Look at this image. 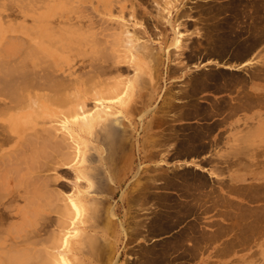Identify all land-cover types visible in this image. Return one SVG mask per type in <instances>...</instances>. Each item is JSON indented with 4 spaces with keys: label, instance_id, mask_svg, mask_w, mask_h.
Listing matches in <instances>:
<instances>
[{
    "label": "rangeland",
    "instance_id": "obj_1",
    "mask_svg": "<svg viewBox=\"0 0 264 264\" xmlns=\"http://www.w3.org/2000/svg\"><path fill=\"white\" fill-rule=\"evenodd\" d=\"M14 1H15V3H14ZM32 1H33V4H32ZM171 1H173V0H171ZM171 1L169 0V3H168V2H166V0H130V1L129 0H102L101 2H98L97 0H90L88 2H85L84 4L79 3V2H74V1L69 2V0H37V1L31 0V2H30V0H23V1L22 0H1L0 1V4H2L0 6H3V7H0V19L2 22L6 21L5 23L3 22L4 27L6 28V32L4 33L3 38H0V49L3 50V52L5 51L3 53L0 50L1 51L0 68L2 66L1 65L2 63H4V65H6V62H7L5 60L7 58L4 59L5 61L2 60L3 59L2 55L5 56V53L7 54V52L8 51L10 52L11 49H12V51H14L13 48L8 50V49H5V47H3V46H7V45H8L7 47H9V46L12 47L10 45L11 43L9 42L8 38H12L13 36H16V37L21 36L20 40H22V45L24 46L23 47L21 45V43L19 44L17 42L19 40L18 37H17L18 40L15 37L12 38L13 39V41H12L13 46L15 45V47H16V44L18 43L17 47L15 48V51L17 50V48H20V49H18V51L20 50L19 52L14 51L16 54H14V52L12 53V51H11V53L15 56V58H17V53H18L19 57H22V54H19V53H21V47L24 49V50H22V51H24L23 54H26L27 51L29 52L31 50V49L29 50V48H31V47L33 49V47L36 46V44L33 42L34 39H37V40L39 39L43 43H45V41H47L48 44L50 42V44H52V45L55 42L54 46L61 49L62 54H64L66 57L65 63H61V60L57 61V62H53L51 59H47V57H44L45 54H43L42 52H39V55L37 56V54L35 55L34 53H32L30 51L32 53V54L30 53L32 55L31 57H30V54L27 53V54H29L27 59H29L30 62L28 60L27 61L26 60L21 61V58H19V57L18 58L20 60L17 62L16 61L17 59L15 60L13 56H12L13 58L10 59L11 53L9 54V52H8V55L6 56V57H8V62L12 63V64H9L7 62L8 66L15 64V65H17V67L21 66L20 68H22V66H23L25 68V66L27 67V65L24 64L25 65L24 66L23 62L24 63L28 62L29 66L27 68V71L30 69L29 68L30 64L36 60L35 61L36 63L34 62L35 65H33V67H32V64H31V67L34 68V66H35V68H36L35 71H37V72L38 71L40 72V68H41V73L38 72L40 80H38V75H37V79H36L35 73L33 74V77L35 78V80L39 81L37 84L38 87L42 86V82H44L46 85L45 87L47 88V89H43L44 88V86H43L42 89L44 91H42V89L40 90V87L36 88L39 90H36V89H35V91L33 90L36 94L33 91H32V94L34 93V95H37L36 97L34 95L32 96L35 98L31 97V94L29 93L30 91H28V93H27V88L30 87L31 90L34 89L31 86H29V85H31L30 81L32 79L29 77V76H31L29 73V72H31L30 70L27 72L29 74L26 73L28 76L25 74L27 77L30 78V81H28L26 79V76H25V79L30 83V84H26L29 87L28 86L25 87L26 89L22 88L25 85L23 83L25 81H22L19 79H18V81H19V83H21L20 85H22V86L18 87L19 85L17 82L15 84L16 88L13 86L15 89H17V87L21 88L23 91L22 90H20V91L23 93H21L20 91H19L20 93L17 92V95L12 93V91L14 92V90H12L13 89V88H11L12 86L11 87L7 86V85H9V83L6 81H5V83L3 82L4 84H0V98L5 99V102L6 103L8 102V104H10L11 107L13 106L14 102L10 99V97H12L13 95H15L17 97L20 96L22 98L24 97L23 101L24 102L27 101V104H25L22 100L19 99V97L18 98L16 97L19 100L18 101L17 99L14 98L15 97L14 96L13 99L17 100V102H15V109H17V110H12V109L6 110V109H4V107L0 108V114H1L0 115V123L2 124V127L4 126L3 128H0L1 129L0 132L2 133V129L4 132V129H6L8 127V124H11V122H12L15 124L16 123L19 124V128H20L19 133H21V136L19 138L16 137L17 139H13L7 145L5 144L4 146H2V144L0 143V156L2 158L5 156L4 160H6V158L8 157L7 160L10 159L9 160L10 162H8L7 160L5 162L9 163V165H11L12 163L17 164L18 167L20 168V167H22V164H23L21 171L18 167H16L17 165L16 166L14 165L15 168L10 169L12 171V173H9L10 176H8V177L6 176L7 178L5 177L2 179V177L4 175L1 176V174H4V173L0 172V181H3L5 183L4 180L8 179L6 181L7 184L5 183L6 186L4 184L3 185L5 187L3 185L2 186L4 187V189L7 190L6 191L7 193L12 192L14 194L13 200L8 205L7 203H8V201H10V198L8 196H5L6 193L4 194L3 192H0V202H4L6 204L4 206H0V208L3 207L8 214L13 213V214L9 215L10 217L8 220L6 219V222L10 220L11 223L8 222L6 224V222L4 221V223L2 222L0 224V225H2L0 227V248L1 249L6 248V251L8 252L7 256L14 255L15 254L14 252H16V250H17L19 253L16 252L18 255L16 254L15 256H19V257H16V258H20V255H21L20 259H22V256H23L22 260L26 259V260H24V262L26 261L27 264H30V263L31 264H46V263L51 264L52 261H54L52 263V264H54L55 263L54 257L51 254H47V255H49V256H47L43 253L46 252V250H51V248L48 246V244L50 243V245H51V243H52L51 238L53 237V235H55L53 237V239H54L56 237V233L58 231L62 232L64 230L63 228L66 229V226H68L71 223L72 218L75 217V213L72 210L71 205H69L70 204V202H69L70 196L75 197L76 199H79L80 207L83 210V211L81 210V215H79V216L77 215L78 218L75 217L76 218L75 220H77V224H78L79 228H77V234L78 235L76 237H72V239L70 240L72 243L76 242L78 244L79 241L81 243L84 242L83 240H81L84 238V235H85L83 233L84 231H82V229L85 227L84 225L88 224L87 221L91 219L92 223H94V225L96 227V230L91 231V233L95 234V236L97 237V242H98L97 245L98 246L102 247L103 246L102 242L105 241L101 237L102 235L107 234L109 236V240L112 239V241H114V243H115V257L114 258L116 259L117 264H131V262H132V264H141V263L144 264L143 261L145 260L144 258L146 257V255L152 250H153L152 252L154 253L155 251L159 250V248H161V247L162 248L163 247L169 248L168 249L169 253H171L172 249H174L173 253H172L173 258H174V256L176 257L177 255H180L183 253L182 250H184L186 248V242L190 238L184 237L185 240L183 239L181 241V244H180L181 246L177 245V244H176L177 246H173L175 244H174V240L171 239V237H172V234L174 235V233H172V231L176 227L175 224L173 226H171L170 228H166V229L162 228V230H159V229L156 230V229L152 228V226L154 225V224H152V223H154L153 217L156 213V210L159 208L158 206H156V203H155L156 202L155 201L156 195H158V193H161V192L162 193L163 192L169 193V191L174 190V189L171 190V188H173V187L167 186L166 182L169 181L168 178L170 176H173V175H174L173 177H176L177 175L179 176V173L183 174L184 172H185L184 174L186 176H190V177L192 175H194V176L197 175V174L191 173L190 169H186L187 164H178L179 165L178 166L174 162V159H177V158H174L172 156V154L174 152L173 148H175V146L177 145L178 140H180L181 138H184L186 136H188V137L192 136L190 134L192 132L194 133L195 131H190V133H187L186 127L179 126L177 124V122H175L178 120L177 116L171 115V113H170L172 107L175 106L176 98L181 100V101H182V98L175 97V96H179L180 93L179 94H175V92H174V94L172 93L171 83L168 81V75L170 74V69H171L169 66V64H170L169 62L171 61L172 57L173 58L179 57V60L180 59L183 60V57L181 58V56H182V54H184V50H183V45L180 49H176L178 51L175 50L176 47L174 46V43L172 45L169 43L167 45H164L162 43V41H163L162 39L165 37L161 36V32L163 30L165 31L166 28H170L174 33L173 27H176V24L182 23L181 28H183L186 25L183 21H181V18L183 16H182V12H179V8L181 7V5L184 2H186V4H188L190 0H174L175 2L174 1L171 2ZM178 1H180V2H178ZM29 3H30V5H28ZM166 3H168L167 7L165 6ZM40 4H42V5H40ZM43 4H45L44 7H43ZM170 4H172V6H169ZM17 5H18V7H17ZM133 5H135V6H133ZM156 5H158V9H156V7H157ZM20 6H21V8H20ZM159 6H161V8H159ZM162 6L165 9L162 8ZM168 6L170 7V9ZM99 7H100V9H102L101 11L99 10ZM186 8L187 7H185V5H184V7H182L181 10L185 11ZM27 9H29L28 10L29 12L27 11ZM30 9H31V12H30ZM118 9L121 12H119ZM135 9L136 10L140 9L139 11H141V12H139L138 10L136 11ZM160 9H162L164 11V13H161L162 11ZM23 10H24V12H23ZM159 10L161 12H159ZM118 12L120 13V16H118L119 15ZM129 13H131V14H129ZM127 15H129L130 18H128ZM160 15H162V16H160ZM2 17L5 20H3ZM62 17H64V18H62ZM159 17H160V19H159ZM106 18H108V19H106ZM113 19L116 20L115 21L116 23L119 21L118 24L120 22L121 23L123 22L122 25L124 24V26H127V27H124L122 25L119 26L121 23L119 25H117L114 22H111V21H113ZM126 19H128V21ZM124 20H126V21H124ZM137 20H138V22H137ZM168 20H172L173 26H169V24L167 23ZM132 22L133 23L137 22V23H135V25H134ZM73 23H74V25H73ZM125 24H127V25H125ZM34 26H35V29H34ZM101 26H102V28H101ZM109 26L112 27L111 29H113V30L108 31V30H110ZM28 27H30V31L27 30ZM78 27H81V28H78ZM121 27H123V28L121 29ZM118 28H119V31H117ZM136 28H137V30H139L138 32H140V34H137V35H139V37H141V38H144V41L146 40L147 42L146 41L145 42L147 44L149 43V49L145 48L144 49L145 51H143V50H141L143 48L139 47L140 50H138V48L135 47V49L126 52V51H124V49L128 50V48L130 46V44H128V35H127L128 32L127 31L130 30V32L134 33V31L136 32ZM102 29L104 30V33H103ZM105 30H107V31H105ZM140 30H143L145 34L143 33V31L141 32ZM122 31H124L123 35H122ZM180 31H181V29H180ZM30 32H31V34H30ZM36 32H37V34H35ZM111 32L112 33L114 32L113 34H115V35L111 34L113 37L109 38V35ZM107 33H109V34H107ZM116 33H118L119 35H116ZM103 34H105V35H103ZM106 34H107V37H106ZM141 34L142 35L144 34V36H141ZM121 35H122V37H121ZM24 38L26 40H29L27 42V44H26V41L24 40ZM115 38H117L116 39L117 41L115 40ZM174 39H175V34H174ZM14 40H15V42H14ZM23 40L25 41V44H23L24 43ZM89 40H90V42H89ZM95 40H97V41L95 42ZM100 40H102V41H100ZM114 40L116 41V43L114 42ZM118 40H121V42L122 41H124V42L121 44L120 41H119L120 43H118ZM5 41H7L8 43H6ZM104 41H106V42H104ZM19 42H21V41H19ZM98 42H103L104 45L102 43L96 44ZM110 42H111V44H110ZM113 43H115V45ZM28 44L33 45V46H30ZM105 44H107L108 46H105ZM25 45L26 46L28 45V47H26ZM109 45H112L111 48L109 47ZM171 46H172L173 50L171 49ZM173 47H175V48H173ZM120 48H122V49H120ZM153 48H154V50H153ZM25 49H27V50L25 51ZM146 50L148 53L146 52ZM149 50H150V56L148 55ZM37 51H38V49H37ZM118 51H120V52H118ZM142 52H144V54H142ZM96 53H98V54H96ZM127 53L130 54V55H128L130 58L127 56ZM145 53L149 58L147 56H146L147 58L144 56ZM99 54H100V56H99ZM117 54H118V56L120 55L118 58L116 56ZM176 55H178V56H176ZM24 56L25 55H23L22 59H26V57L24 58ZM33 56H35L34 57L35 60L32 59V62H31V58H33ZM40 56H42V58ZM139 57H140V59L142 58V61L140 63H139ZM13 59L15 60L14 62H12ZM103 60H104V63H103ZM20 61H21L22 65L18 64ZM47 61H48V64L50 67L47 64ZM105 61H106V63H105ZM44 62H45V64H44ZM89 62L91 64H89ZM116 62H120V63H116ZM125 62H127V63H125ZM40 63H42V65ZM94 63H96V64H94ZM103 64L105 66H111V67L112 66L115 67L117 65H118L117 67H120L122 65V66H125L127 68V72L126 71H124V72L119 71L120 73L119 72L117 73L115 71L117 74L114 72V73H112L113 75L111 74L108 76H102L98 72L97 66H101ZM15 65H13V67H15ZM91 65L92 66L94 65L95 69ZM8 66H5V67H8ZM59 66H65V72L64 73H63V71H57V67H59ZM127 66L130 68H128ZM181 66H183V65H181ZM9 67L7 68V70H8L7 72H9L10 77H13L12 75L14 74V72L12 75H10V71H14V70H12L13 68L10 70ZM45 67H47V68H45ZM136 67L138 69H136ZM24 68H22V70H19V68H18V71L15 70V75H17V77H19L21 75V73H23L22 71L25 70ZM53 68H55V69L52 70ZM179 68L181 70V67H179ZM85 71H87V72H85ZM175 71H179V69L174 68V72ZM3 72L5 73L4 70H3ZM93 72L97 73L98 79H95V80H97V83L93 80L94 77L96 78V74L95 73L93 74ZM0 73H2V70H0ZM6 73L4 74L5 78L3 75L4 80L6 79V77L8 75ZM31 74H32V72H31ZM68 74H71L73 78H77L78 80L80 78L85 80L86 84H87V79H85V78H88V81L90 82V84L92 82V87H90L89 85L87 86L88 88L90 87L89 89H92L93 86H95L96 84L98 85V83L100 85H102L101 80L103 79V77H104V79H106L105 80L106 82L108 80H110V81H108L109 83L112 81L111 85H114L116 83L120 87L122 92L119 89L118 92L111 93L114 95L111 96L109 94L110 96H108V97H110L109 98L110 100H109V102L107 100L106 104L113 106L111 109V111L113 113H115V112L117 113L118 110L123 111L122 112L123 113V115H122L123 121L120 120V122L118 123L122 126H119L118 124L113 123L112 128H109V134L107 136H106V133H104L105 135L99 134L100 126H97L98 128L96 127L93 130H91V133L89 135L91 138L92 137L95 138V136L98 135V140L87 142L85 140L87 135H85L84 132H81V126L84 124L85 121L80 119V118H82V115H83L82 112H84L85 115H89L88 113H92V112L94 113L95 109L97 110L98 108L95 107L96 104L94 103L93 99L91 101L88 100V101L84 102V104L82 103L83 100L80 99L78 93L74 89L76 83H73L69 80V78L67 77ZM87 74L88 75L90 74L91 76L89 75L90 76L89 77V76H87ZM40 75H41V77L42 76L43 77L41 78ZM58 75L60 77H58ZM63 76H66V78H64ZM110 76H112L111 79H110ZM22 77L24 78V75ZM47 77H48V79H47ZM62 77H63V79H61ZM57 78H59L61 81L63 80V82H61ZM8 79H6V80H8ZM51 79L53 80V82ZM90 79H91V81H90ZM98 80H100V81L98 82ZM27 81H26V83H27ZM113 81H114V84H113ZM49 82L52 83V84H50V86H49ZM89 82H88V84H89ZM93 82H95L96 84L93 85ZM13 83H15V80ZM36 83L37 82H35V85H36ZM64 83H66V84H64ZM57 84L62 85L61 88L64 89V93L62 92L63 89L60 90L61 88H59ZM6 86L10 87L12 90L10 93L13 95H11V94L10 95L8 94L9 96L7 95L10 100L8 99V97H7V99L4 97V95H5L4 93L7 91V90L4 91L6 89L5 88ZM65 87H67V88L65 89ZM97 87L99 88V85ZM185 87H183L181 89H184ZM1 88H3L2 92H1ZM70 88H71V90H70ZM98 88L95 87L94 91H95V89H98ZM122 88L124 91L122 90ZM7 89H9V88H7ZM56 89H59V90L57 91ZM67 89H68V91H67ZM175 89L176 88L174 85V91H175ZM24 90L26 91L27 95L28 94L30 95V96L29 95L28 96L30 97L31 100L33 99L35 101V100H37L36 98H41L40 101L37 100L38 103H37V101L34 102V104L36 103L34 106L32 104L33 107L31 106L32 107L31 109L28 108V107H30V106H28V104L30 105L33 102V100L32 101L30 99L26 100V96L24 95V92H25ZM28 90H30V89H28ZM55 92H57V93L55 94ZM42 93L45 94V96H46L45 98L41 96V95H43ZM182 93H183V90H182ZM182 93L180 95H182ZM64 94H65V96H64ZM58 96H60V97H58ZM47 97L49 98L48 100H47ZM61 97H62V99H61ZM42 98H44L45 100ZM52 98H54V100ZM57 99H59V100H57ZM64 100L67 104H65ZM21 101L25 105L20 103ZM49 101H51L50 103H52L54 101L52 103V105H54V104L55 105L54 106L50 105ZM72 101H73V103H72ZM18 102L22 106L19 107ZM62 102L65 105H77V109H80V111L78 110L80 113L75 114V116H76L75 117L74 113H77L76 111H72V112H74L73 114H72V112L69 113V112L65 111L66 109H63V107L65 105L62 104ZM170 102L172 103V105H170ZM6 103H4V104H6ZM91 103H94V104H91ZM17 104H18V106L16 108ZM38 105H40V106H38ZM59 105H61L62 109H61V107L58 108ZM1 106H5V105H1ZM26 106H28V107H26ZM55 106H57V107L55 108ZM6 107H7V104H6L5 108ZM131 107H133V109H131ZM24 108H26V109L23 110ZM2 109H4L3 113H2ZM13 109H14V107H13ZM63 110H64V112H62ZM83 110H86L87 112H85ZM37 112L39 115L37 114ZM40 113H42V115ZM4 115H6V116L4 117ZM27 115L28 116L30 115L28 118L29 120L27 119V117H28ZM32 115L34 117H32ZM37 116L40 118H38ZM162 117H164L165 119L164 120L160 119ZM183 118H185V117H182L180 119H183ZM28 122L31 124H29ZM121 123H123V124H121ZM124 123H125V125H124ZM117 125H118V127H117ZM5 126H6V128H5ZM119 127L122 129H119ZM179 127H182V128H179ZM174 129H175V131H174ZM199 129H197V131ZM168 130H170V131H168ZM179 130H181V131H179ZM70 134L75 135V137L73 135L72 136L74 138H77V140L75 139L76 140L75 141L74 138ZM167 134H169V135H167ZM165 135H167V136H165ZM162 136H165L166 139H162ZM172 136H173V138H172ZM169 139L172 141H170ZM25 140H28V141H25ZM80 140H81V144L79 142ZM175 140H176V142H175ZM84 142L86 144H84ZM180 142L183 143V140H180ZM31 143L33 145L35 144L34 148H33V145ZM24 145H27V146L25 147ZM80 147H82V148L79 150ZM36 148H37V150L39 148L40 149L37 151ZM17 149H19V150L17 151ZM33 150H35V151H33ZM22 151L24 154L25 153L26 154L23 155ZM168 151L170 152V155H169ZM20 152L23 156L22 158H21ZM32 152H34V155ZM9 153L12 156H10ZM27 153H28L29 157L27 156ZM77 154L79 156H77ZM167 155H168V157H167ZM171 157H172V159H171ZM2 158H1V161L3 160ZM95 159H96V161H95ZM23 160H25V161H23ZM28 160H29V162H28ZM31 163H33V165ZM126 163H128L130 165V170H128V171L124 170ZM30 164H31V167H30ZM1 165H2V163H0V166ZM11 166L13 167V165H11ZM32 166H33V168H32ZM64 168H66V169H64ZM17 169H18V171H17ZM14 170H16V171H14ZM188 170H189V172H188ZM173 171H175V172H173ZM13 172H14V174H13ZM18 172H20V173H18ZM27 172H29V173L26 175ZM186 172H188V173H186ZM170 173H171V175H170ZM18 174L19 175L21 174L20 176L22 178H20L18 176ZM12 175H13V180H11L12 182L8 183L10 178H12ZM14 175L16 177H14ZM163 175L166 177V179L163 178L164 177ZM28 176H29V178L27 179ZM132 176L134 179H132ZM136 176L138 177V179ZM78 179H80V180L78 181ZM90 179H92V181L94 180V183L92 186L89 183V182H91ZM163 179H165L166 181ZM196 179H199L200 184H197V185H199V187H200L199 190L201 191V187H202V184H201L202 181H200L202 179L201 175H197V177L195 176L194 181H198ZM24 180H25V182H23ZM152 180H153V182H152ZM17 181H19L20 184ZM154 181H155V183H154ZM189 181H191V180H189ZM14 182H16V183H14ZM28 182H31V183H28ZM25 183H26V185H24ZM33 183H34V185H33ZM149 183H150V185H148ZM153 183H154V185H153ZM29 184H31L30 187H28ZM145 184L147 187L145 186ZM110 185H112L111 188H110ZM141 185H143V186H141ZM15 186H19L20 188L18 189V187H15ZM97 186H99V187H97ZM132 186H133V188H131ZM155 186H156V188H155ZM33 187H35L36 189H34ZM157 188H160V189H157ZM36 193H37V195H36ZM2 194H4V195H2ZM137 194H139V195H137ZM143 194H145V195H143ZM151 195H153V197H151ZM31 196H33V197H31ZM37 196H39V197L37 198ZM132 196H133V200L131 201ZM149 198H150V200H149ZM47 199L51 202H48ZM33 200H34V202H33ZM43 200H45V202ZM30 201L32 202V204L30 203ZM29 203L31 204V206L29 205ZM153 203H155V204H153ZM10 204H12L11 205L12 207L10 206ZM35 204H38V205H35ZM44 204L47 206V208H45L46 206ZM26 206H27V208H26ZM69 206H70V210L73 212H71L68 209ZM5 207L6 208L8 207L7 209H9V207H10L13 210L9 209V211H8ZM109 211H110V213H109ZM29 213L32 215H30ZM112 213L114 215H112ZM39 214H41V215H39ZM109 214H111V215H109ZM32 216L34 218H30ZM47 217L49 219H51L50 221L52 224L50 223V221ZM47 219L49 222L47 221ZM169 219H171V218L168 217V220H164V221H166V223L165 222H163V223H165L167 225ZM52 220H53V222H52ZM45 222H48V223H45ZM55 222H58L59 224L57 225V223L55 224ZM63 222H64V224H63ZM49 223L51 224L50 226L48 225ZM192 223H194V224L192 225L193 228L191 227V229H190V235L193 239V238H196L195 234H199V232L201 233L200 229H202V226L200 224L201 223L200 218H198V220L195 219ZM128 224H130V225H128ZM60 225H62V227H59ZM106 225L108 226V231H106L107 230L105 228ZM145 225H147L149 227V229L147 226L145 227ZM195 226H197L196 229L197 230L199 229V232L195 229ZM2 227H3V229L5 228L4 232H3V229H1ZM12 227L16 229V230L14 229L15 232H14L13 238H12L13 241L10 238V236H11L10 231H11V229H13ZM154 228H155V225H154ZM20 229L22 230V232L24 230V232H23L24 235L22 234ZM45 229L48 231L46 232ZM6 230L7 231L10 230V231L7 232ZM164 230H166V231L164 232ZM185 230H186V228L183 231H185ZM193 230H195V231H193ZM1 231L3 233H1ZM18 231H20V233ZM161 231H163V233ZM27 232H28V234H27ZM59 232L57 234H60ZM123 232H125V233H123ZM2 234H4V235H2ZM26 234H27V236H26ZM158 234H160V235H158ZM161 235H163V236H161ZM187 235H189V234H187ZM8 236H9V238H8ZM14 236H15V238H14ZM125 236H127V237H125ZM16 237H17V239H16ZM24 237H26V239ZM168 238H170V239H168ZM7 239L9 240V243H8ZM48 239H50L51 241L49 242ZM6 240H7V242H6ZM165 240H167V241H165ZM45 241H47L48 243ZM184 241H185V243H184ZM166 242L168 243L169 247H168ZM10 243L13 245V247ZM46 243H47V246H46ZM182 243H184V245ZM191 243L192 242L190 239L188 244L191 245ZM170 244L175 248L171 247ZM106 245L107 244H104V247ZM143 246H144V248H143ZM139 247H142V248H139ZM10 248L13 250H11ZM25 248H27V249H25ZM21 249H22V251H21ZM30 249H33V250H31L32 252L30 251ZM143 250H145V251H143ZM6 251L4 250V252H3V250H2L3 253H1V251H0V254L6 256V254H7ZM10 251H11V253L12 252L13 253L10 254ZM23 251L25 252V257H24ZM174 251H175V253H174ZM180 251H182V252H180ZM134 252H135V255H134ZM20 253H22V254H20ZM27 253H29L31 255H29V254L26 255ZM38 253H39L40 257L38 256ZM183 254H182L183 255L182 258L176 260L175 262L181 261V260H182L181 262H183V261L186 262L184 264H202V262H203L202 259H200V260L185 259L186 258L185 255H187V254L186 253H183ZM260 254L262 255V258L253 260V262H256V264H264V244L261 247V253ZM138 255H140V256H138ZM28 256H29V259L26 258ZM30 256H33V257H30ZM50 256L52 257L53 260L50 258ZM116 256H117V258H116ZM12 257H14V256H12ZM37 257H39V258H37ZM142 257H144V258L142 259ZM45 259L46 260L48 259V260L46 261ZM105 259L107 260V257H105ZM141 259H142V261H141ZM44 261H46V262H44ZM114 261L115 260H113V262ZM133 261H134V263H133ZM136 261H138V262L136 263ZM164 261H165V264H169L168 258H166V260L164 259ZM26 262H25V264H26ZM208 262H209V264H218L217 260H214V259L205 260L204 259V264H208ZM72 264H96V263L93 261L92 258H91V261L89 262V258L86 255L79 254L78 256L75 257ZM157 264H159V263H157Z\"/></svg>",
    "mask_w": 264,
    "mask_h": 264
},
{
    "label": "crops",
    "instance_id": "obj_2",
    "mask_svg": "<svg viewBox=\"0 0 264 264\" xmlns=\"http://www.w3.org/2000/svg\"><path fill=\"white\" fill-rule=\"evenodd\" d=\"M184 5L185 7H187L185 11L181 10L182 7H184ZM203 6H205L206 8ZM239 7H240V10H239ZM218 8H220V10H218ZM210 9H213V10L210 11ZM237 11L240 13H238ZM179 12H182V16H183L181 18V21H183L186 24L185 25L186 27L185 28L183 27L181 29V32L184 33L183 35H185L183 38V41L185 42L183 43L184 55H183V61L182 60L180 61L177 58H173V57L171 58V61L169 62L171 71H170V74L168 75V81L171 83V89H172L173 94L174 92L176 94L182 93L181 88L185 87L186 84L189 85L192 83L191 85H193L194 87L195 86L197 87L194 88L192 86L193 92L195 94L192 93L193 96L192 95L190 96L189 94H187V97L189 96V98L186 97L185 98L186 100L184 99L185 101H188L186 102V104H188L189 102H191L189 103L190 105L194 103V105H192V108L189 104L187 105L188 107L180 106L182 102H184L182 104H185V101L176 99L175 108L172 107L170 113L171 115H176L178 113L180 114L181 112L183 114L185 113L186 116L188 115L187 117L183 119H180L179 117H177L178 118L177 124L179 126L186 127L187 128L186 132L196 131L197 129L201 128L203 130L204 136L202 137L203 139L201 138V142L202 140L203 142L200 143L199 147L201 148H199V151H193L195 153H191L185 157L182 156V158L174 159V162L177 165L187 164V167L185 166L186 169H190L191 173L193 174L201 175L202 179H205L208 187L206 184L202 186L201 188L202 191L199 192L200 195L202 196L201 200L196 201V202H194L192 198L195 194H198L197 191L199 190V186L197 185V183L195 184L192 183L193 184L192 186H193V189L195 190L198 189V190H196L195 192V190L192 189V190H189L188 192L190 193V196L193 195L192 198L187 197L186 199V196L184 195L185 192L182 191L183 193L181 194V191L180 190L178 191L177 188H174L175 191L172 190L171 193L177 196L178 200L180 199L182 201H186V203L192 204L194 208L192 211L193 213L188 212L184 214L185 216L188 215V217H184V216L181 217V219L183 218L185 219L181 220L176 225L172 233H174L175 235L179 232H182L195 219L202 218L200 219L201 221L200 224L202 226V229L203 228L205 229V232L203 231L204 236L200 242H198L197 240H196L197 242L193 240L194 241L193 244L196 247L198 245V250L200 251H201V248H199L200 247L199 243H201V246L203 247L202 251L201 252L197 251L199 255H196V252H195L193 255H196V256L187 254L190 257L186 256V259H190V258L191 260L202 259L203 260L202 264H204V259L205 260H211V259L217 260L218 264H251L253 260L262 258V255L260 253H261V247L264 244V221H263L264 220L263 218L264 217V209H263L264 208L263 207L264 206V200H263L264 198L263 197L264 196V191H263L264 190V80H263L264 79V76H263L264 75V24H263L264 23V0H190L188 4L184 2L181 5V7L179 8ZM237 13L239 14V16L240 15L241 16L240 17L236 16ZM233 17L236 23L234 22ZM237 19H239L238 22H237ZM259 19H260V23H259ZM220 23L221 25H219ZM224 23L225 24L227 23L228 25L227 24L224 25ZM209 26L212 28H210ZM252 29L254 30L252 31ZM161 36L165 37L162 39L163 40L162 43L164 45H167L168 43L172 45L174 43V33L170 28H166L165 31L163 30L161 32ZM209 39L211 40V42ZM252 45L255 46L254 49ZM213 47H216V48H213ZM222 47L223 48L225 47L224 48L225 51L224 49L222 50ZM242 47L245 50L244 49H242V51L239 50V48L241 49ZM186 48H188L189 50ZM211 48H213L212 52L214 49H218V50H216V52H213L215 53L213 54L211 51H208V50H211ZM235 48H237L236 51H234ZM227 49L229 50V53L227 52ZM230 49H232V51ZM196 50H197L196 54L193 55V53H195ZM219 50H222V51L219 52ZM234 52H236V54H233ZM246 52L247 53L249 52V54H247ZM186 53L190 55H186ZM218 53L221 54L224 61L222 60L221 56H219L220 54L218 55ZM244 53H246L247 55L245 56ZM216 54L219 57H217ZM230 54H233L234 56ZM238 54L241 55L240 58ZM201 55L204 56V59H203V56L201 57ZM186 56L187 57L191 56L192 58L190 57L191 59L189 60V58H187ZM237 56L238 58H236ZM178 67H181V70L176 71L175 73L174 68H178ZM197 76H200L201 79L203 80H201L200 78H197ZM193 77L198 79V82ZM242 78H243V82H242ZM187 80L188 81L190 80V81L188 82ZM191 80L195 82V85ZM186 81L187 83H185ZM174 85L176 88L175 91H174ZM187 87L189 89V86H186L185 87L186 89H183V91L187 90ZM199 87L201 88V90ZM186 93H189V90ZM196 93H198V95H196ZM194 99L195 100L198 99V100L193 102ZM196 102H198V104H196ZM201 104L202 105L204 104L205 107H203ZM197 105H198V108H197ZM199 105H201L203 109H201L202 107ZM216 105H219V106L217 107ZM180 108L181 109L183 108V110H181ZM184 109L185 110L187 109V112H185ZM199 109H201V112L198 111ZM188 110L190 111L188 112ZM202 111H205L206 113H202ZM198 113H200L201 117L198 115ZM179 114L176 116H180ZM189 114H193V115H189ZM204 116L206 117L209 116V117L205 119L206 117ZM239 153H242V154H239ZM218 169L220 170L219 172L221 173L218 172ZM222 183L224 184L222 185ZM254 185L256 187H261V188H256ZM252 186L256 188L255 189L256 192H257V189L259 190V192L257 193L254 192L253 194L254 187ZM248 187L250 189H248ZM181 189L183 188L181 187ZM233 189L234 191H232ZM252 189L253 191H251ZM261 191L263 192V195ZM249 192H252V193H249ZM258 193H260V195ZM257 194L259 195L260 198L257 196ZM180 196L183 198H181ZM232 204L233 205L236 204V205L233 206ZM225 205L229 207H226ZM248 209L249 210L253 209V210L248 211ZM243 210H244V214L246 215H243V213L242 214L240 213ZM245 211L251 212V214L249 213L250 216L253 213H254L253 216L256 214L257 221L255 222L256 220L255 216L254 217L251 216L250 218L249 214H247V212L245 213ZM259 214H261V216ZM258 215H259V219H258ZM238 218L241 220H239ZM241 223L242 225L248 224L257 229L251 227L252 229H255L256 231L255 230L253 231L252 229H250L251 233L249 234L248 230L250 227H248V225L247 226L244 225L242 227L243 230L239 229L240 228L239 226L241 225ZM185 224H187V226ZM247 228H248L247 230L248 233H245L246 230L244 231V229H247ZM240 230L243 232H240ZM205 236H207L208 238L210 237V238L208 239ZM213 237H217V238H213ZM237 237H239L240 239ZM242 237L243 239H241ZM244 237L246 238V240H244L245 239ZM234 239L239 242L240 244L239 246L234 244L233 242L235 241ZM240 241H242V243L244 244L242 245ZM238 242L236 243L238 244ZM188 243L189 241L186 242V247L187 246L189 247ZM229 243L231 244L233 243V245H231L230 247ZM225 244H227V246Z\"/></svg>",
    "mask_w": 264,
    "mask_h": 264
},
{
    "label": "bare ground",
    "instance_id": "obj_3",
    "mask_svg": "<svg viewBox=\"0 0 264 264\" xmlns=\"http://www.w3.org/2000/svg\"><path fill=\"white\" fill-rule=\"evenodd\" d=\"M1 1V0H0ZM23 1V0H22ZM37 1V0H36ZM70 1H74V2H79V3H85V2H88V1H90V0H69V2ZM98 2H101L102 0H97ZM130 1V0H129ZM171 1V0H170ZM174 1V0H173ZM173 1H171V2H173ZM9 2V1H8ZM30 2H31V0H30ZM40 2V1H39ZM123 2V1H122ZM166 2H168L169 3V0H166ZM170 2V3H171ZM175 2V1H174ZM178 2H180V1H178ZM232 2V1H231ZM238 2V1H237ZM14 3H15V1H14ZM36 3V2H35ZM131 3V2H130ZM133 3V2H132ZM168 3H166V7H167V4ZM32 4H33V1H32ZM70 4V3H69ZM135 4V3H134ZM208 4V3H207ZM206 4V5H207ZM210 4V3H209ZM215 4V3H214ZM238 4V3H237ZM0 5H2V4H0ZM21 5V4H20ZM25 5V4H24ZM27 5V4H26ZM28 5H30V3L28 4ZM40 5H42V4H40ZM44 5L45 4H43V7H44ZM232 5V4H231ZM254 5V4H253ZM9 6V5H8ZM13 6V5H12ZM22 6V5H21ZM21 6H20V8H21ZM133 6H135V5H133ZM157 7H156V9H158V5H156ZM169 6H172V4H170ZM168 6V7H169ZM209 6V5H208ZM211 6V5H210ZM235 6V5H234ZM233 6V7H234ZM238 6V5H237ZM0 7H3V6H0ZM7 7V6H6ZM16 7V6H15ZM17 7H18V5H17ZM23 7V6H22ZM25 7V6H24ZM28 7V6H27ZM26 7V8H27ZM36 7V6H35ZM41 7V6H40ZM85 7V6H84ZM101 7V6H100ZM100 7H99V10L101 11L102 9H100ZM202 7V6H201ZM203 7H205V6H203ZM219 7V6H218ZM11 8V7H10ZM14 8V7H13ZM83 8V7H82ZM117 8V7H116ZM137 8V7H136ZM159 8H161V6H159ZM162 8H164L163 6H162ZM206 8V7H205ZM221 8V7H220ZM220 8H218V10H220ZM23 9V8H22ZM87 9V8H86ZM165 9V8H164ZM169 9H170V7H169ZM251 9V8H250ZM10 10V9H9ZM29 9H27V11H28ZM136 10V9H135ZM138 10V9H137ZM136 10V11H137ZM140 10V9H139ZM138 10V11H139ZM162 12H161V11ZM159 10V12H161V13H164V11L162 10V9H160ZM167 10V9H166ZM211 10H213V9H210V11ZM216 10V9H215ZM226 10V9H225ZM224 10V11H225ZM234 10H235V8H234ZM237 10V9H236ZM239 10H240V7H239ZM245 10V9H244ZM13 11V10H12ZM115 11V10H114ZM118 11H119V9H118ZM158 11V10H157ZM156 11V12H157ZM202 11H203V9H202ZM206 11V10H205ZM217 11V10H216ZM23 12H24V10H23ZM29 12V11H28ZM30 12H31V9H30ZM66 12V11H65ZM70 12V11H69ZM77 12V11H76ZM79 12V11H78ZM119 12H121V11H119ZM118 12V13H119ZM139 12H141V11H139ZM207 12V11H206ZM238 12V11H237ZM17 13V12H16ZM36 13V12H35ZM83 13V12H82ZM103 13V12H102ZM113 13V12H112ZM116 13V12H115ZM137 13V12H136ZM160 13V14H161ZM211 13V12H210ZM238 13H240V12H238ZM237 13V15L236 16H239V14ZM243 13V12H242ZM15 14V13H14ZM37 14V13H36ZM59 14V13H58ZM106 14V13H105ZM129 14H131V13H129ZM234 14H236V13H234ZM3 15V14H2ZM16 15V14H15ZM139 15V14H138ZM143 15V14H142ZM159 15V14H158ZM163 15V14H162ZM162 15H160V16H162ZM18 16V15H17ZM110 16V15H109ZM118 16H120V13H119V15ZM128 16V18H130L129 17V15H127ZM140 16V15H139ZM138 16V17H139ZM241 16V15H240ZM239 16V17H240ZM122 17V16H121ZM142 17V16H141ZM235 17V16H234ZM234 17H233V19H234ZM249 17V16H248ZM257 17V16H256ZM3 18V17H2ZM62 18H64V17H62ZM116 18V17H115ZM125 18V17H124ZM127 18V17H126ZM140 18V17H139ZM227 18V17H226ZM253 18V17H252ZM258 18V17H257ZM100 19V18H99ZM106 19H108V18H106ZM120 19V18H119ZM137 19V18H136ZM159 19H160V17H159ZM162 19V18H161ZM203 19V18H202ZM214 19V18H213ZM3 20H5L4 18H3ZM102 20V19H101ZM127 21H128V19H126ZM126 20H124V21H126ZM134 20V19H133ZM212 20V19H211ZM246 20V19H245ZM261 20H263V19H261ZM28 21V20H27ZM108 21V20H107ZM111 21V20H110ZM116 20H114L113 19V21H111V22H114L115 24H117V25H119L118 24V22L116 23L115 22ZM131 21V20H130ZM204 21H206V20H204ZM213 21V20H212ZM217 21V20H216ZM239 21V19H237V22ZM248 21V20H247ZM4 22V21H3ZM3 22L1 21V19H0V38H3V35H4V33L6 32V28L4 27V24H3ZM6 22V21H5ZM4 22V23H5ZM137 22H138V20H137ZM137 22H135V23H137ZM142 22V21H141ZM140 22V23H141ZM208 22V21H207ZM219 22H221V21H219ZM234 22H235V19H234ZM243 22V21H242ZM62 23V22H61ZM123 23V22H122ZM122 23L119 25V26H121L122 25ZM133 23V22H132ZM135 23H133L134 25H135ZM168 24H169V26H173V23H172V20H168V22H167ZM231 23H233V22H231ZM236 23V22H235ZM252 23V22H251ZM259 23H260V19H259ZM53 24V23H52ZM144 24V23H143ZM217 24V23H216ZM227 24V23H226ZM225 23H224V25H226ZM264 24V23H263ZM73 25H74V23H73ZM77 25V24H76ZM125 25H127V24H125ZM129 25V24H128ZM139 25V24H138ZM141 25V24H140ZM182 25V23L180 24V23H178V24H176V27H173L174 28V34H175V41H174V46L176 47H173V48H175V50L176 49H180L181 47H182V45H183V43H185L184 41H183V37L185 36V35H183L184 33H182L181 31H180V29H182L181 26ZM185 25V24H184ZM205 25H207V24H205ZM205 25H204V27H205ZM211 25V24H210ZM219 25H221V23L219 24ZM228 25V24H227ZM255 25V24H254ZM122 26H124V24L122 25ZM130 26V25H129ZM189 26V25H188ZM201 26H202V24H201ZM243 26V25H242ZM262 26V25H261ZM86 27V26H85ZM110 27V26H109ZM124 27H127V26H124ZM186 26H184V28H185ZM208 27V26H207ZM210 27V26H209ZM19 28V27H18ZM78 28H81V27H78ZM101 28H102V26H101ZM108 28V27H107ZM112 27H110V30H108V31H111V30H113V29H111ZM120 28V27H119ZM119 28H118V30L117 31H119ZM123 27H121V29H122ZM129 28V27H128ZM132 28V27H131ZM210 28H212V27H210ZM222 28V27H221ZM258 28V27H257ZM34 29H35V26H34ZM55 29V28H54ZM109 29V28H108ZM117 29V28H116ZM126 29V28H125ZM124 29V30H125ZM130 29V28H129ZM140 29V28H139ZM28 31H30V27H28V29H27ZM103 30V29H102ZM204 30V29H203ZM202 30V31H203ZM207 30V29H206ZM211 30V29H210ZM222 30V29H221ZM237 30V29H236ZM254 29H252V31H253ZM260 30H261V28H260ZM56 31V30H55ZM88 31V30H87ZM105 31H107V30H105ZM132 31V30H131ZM139 30H137V28H136V32L134 31V33L133 32H130V30H128L127 32H128V44H130V46H129V48H128V50H125L124 49V51H126V52H128V51H131V50H133V49H135V47L136 48H138V50H140L139 49V47H141V48H143V49H141V50H143V51H145L144 49L145 48H148L149 49V43L147 44L145 41H144V38H141V37H139V35H137V34H140V32H138ZM141 32L143 31V30H140ZM258 31V30H257ZM33 32V31H32ZM124 31H122V35L124 34L123 33ZM226 32H228V31H226ZM246 32V31H245ZM261 32H262V30H261ZM103 33H104V30H103ZM114 33V32H113ZM112 32L110 33V35L111 34H113ZM143 33H144V31H143ZM202 33V32H201ZM221 33H223V32H221ZM243 33V32H242ZM256 33V32H255ZM260 33V32H259ZM30 34H31V32H30ZM35 34H37V32L35 33ZM98 34V33H97ZM101 34V33H100ZM107 34H109V33H107ZM107 34H106V37H107ZM121 34V33H120ZM145 34V33H144ZM144 34L142 35L141 34V36H144ZM223 34H225V33H223ZM103 35H105V34H103ZM109 35V38H111V37H113L112 35L110 36ZM113 35H115V34H113ZM116 35H119L118 33H116ZM122 35H121V37H122ZM220 35V34H219ZM9 37V36H8ZM7 37V38H8ZM11 37V36H10ZM13 37H15L16 39H17V37L16 36H13ZM12 37V38H13ZM105 37V36H104ZM120 37V36H119ZM202 37V36H201ZM210 37V36H209ZM260 37V36H259ZM12 38H8L9 39V42L11 43L10 45L12 46V47H7V46H3V47H5V49H11V48H13L14 49V51H15V48L17 47V45H18V43L20 44L21 43V45H22V40H20L21 39V36L20 37H18V43L16 44V47H15V45L13 46V39ZM215 38V37H214ZM223 38V37H222ZM23 39V38H22ZM99 39V38H98ZM97 39V40H98ZM117 38H115V40H116ZM233 39V38H232ZM11 40V41H10ZM24 40L26 41V44H27V42L29 41V40H26L25 38H24ZM23 40V41H24ZM49 40V39H48ZM65 40V39H64ZM97 40H95V42L97 41ZM103 40V39H102ZM102 40H100V41H102ZM106 40V39H105ZM114 40V42L116 43V41ZM210 40V39H209ZM218 40V39H217ZM228 40V39H227ZM235 40V39H234ZM254 40H256V39H254ZM19 41H21V42H19ZM25 41H24V43L23 44H25ZM55 41V40H54ZM67 41V40H66ZM99 41V40H98ZM112 41V40H111ZM121 42V40H118V43H120ZM183 41V42H182ZM216 41V40H215ZM6 43H8L7 41H5ZM4 42V43H5ZM14 42H15V40H14ZM33 42L36 44V46H34L33 47V49H32V47L31 48H29V50L32 52V53H34L35 55L37 54V56L39 55V52H42L43 54H45V56L44 57H47V59H51L53 62H57V61H60L61 60V63H65V60H66V57H65V55L64 54H62V50L61 49H59V48H57L56 46H54V44H55V42H54V44L52 45V44H50V42H49V44L47 43V41H45V43H43L41 40H37V39H34L33 40ZM89 42H90V40H89ZM104 42H106V41H104ZM113 42V41H112ZM124 41H122L121 42V44L123 43ZM206 42H208V41H206ZM210 42H211V40H210ZM248 42V41H247ZM255 42V41H254ZM30 43V42H29ZM100 43H102L103 44V42H98V43H96V44H100ZM115 43H113L114 45H115ZM197 43V42H196ZM201 43V42H200ZM223 43V42H222ZM243 43V42H242ZM261 43V42H260ZM95 44V43H94ZM101 44V45H102ZM110 44H111V42H110ZM209 44V43H208ZM216 44V43H215ZM255 44V43H254ZM5 45V44H4ZM20 45V46H21ZM28 45H30V44H28ZM28 45L26 46V47H28ZM84 45V44H83ZM104 45V44H103ZM118 45V44H117ZM116 45V46H117ZM120 45V44H119ZM210 45V44H209ZM213 45H214V43H213ZM234 45V44H233ZM23 46V45H22ZM30 46H33V45H30ZM29 46V47H30ZM105 46H108L107 44H105ZM111 46L112 45H109V47L111 48ZM187 46V45H186ZM197 46V45H196ZM208 46V45H207ZM218 46H220V45H218ZM224 46V45H223ZM248 46V45H247ZM253 46V45H252ZM7 47V48H6ZM24 47V46H23ZM25 47V48H26ZM38 49V51H37V49ZM122 47V46H121ZM152 47V46H151ZM226 47V46H225ZM224 47V48H225ZM123 48V47H122ZM122 48H120V49H122ZM213 48H216V47H213ZM213 48H211V50H208V51H211L212 52V49ZM219 48V47H218ZM223 47H222V50L224 49ZM255 48V46H253V49ZM3 49V48H2ZM18 49H20V48H17V52H19L18 51ZM28 49V48H27ZM27 49H25V51L27 50ZM119 49V50H120ZM171 49H172V47H171ZM186 49H188V48H186ZM236 49L237 48H235V50L234 51H236ZM242 49H244L243 47L240 49L239 48V50H241L242 51ZM249 49V48H248ZM252 49V48H251ZM1 50V49H0ZM22 50H24L22 47H21V53H19V54H22V57H19L18 56V53H17V58H15V56L12 54L14 51H12V49L10 50V52H9V54L11 53V51H12V53H11V56H10V59H12L13 57H14V59L18 62L20 59L19 58H21V61H29V59H27L28 58V56H29V54L31 53L30 51L28 52L27 51V53H29V54H23L24 53V51H22ZM34 52H33V51ZM151 50V49H150ZM150 50H149V56H150ZM153 50H154V48H153ZM173 50V49H172ZM184 50V49H183ZM189 50V49H188ZM201 50V49H200ZM215 50V51H214ZM213 50V52H216V50H218V49H214ZM222 50H219V52H221ZM231 51H232V49H230ZM245 50V49H244ZM2 52H3V50H1ZM1 51H0V55H1ZM15 51V52H16ZM38 53H37V52ZM73 51V50H72ZM123 51V50H122ZM152 51V50H151ZM176 51H178V50H176ZM182 51V50H181ZM224 51H225V49H224ZM238 51V50H237ZM248 51V50H247ZM255 51V50H254ZM5 52V51H4ZM3 52V53H4ZM7 52V51H6ZM8 52H7V54L5 53V56L4 55H2V57H3V59L2 60H4L5 58H7V59H5L7 62H8V57H6L7 55H8ZM14 52V54H16ZM118 52H120V51H118ZM146 52H147V50H146ZM154 52V51H153ZM192 52V51H191ZM196 52H197V50L195 51V53H193V55H195L196 54ZM202 52V51H201ZM212 52V53H213ZM227 52L229 53V50L227 49ZM243 52H245V51H243ZM31 53V54H32ZM139 53V52H138ZM148 53V52H147ZM183 53V52H182ZM189 53H190V51H189ZM207 53V52H206ZM209 53V52H208ZM211 53V54H212ZM223 53V52H222ZM232 53V52H231ZM247 53V52H246ZM246 53H244L245 54V56L247 55V54H249V52L246 54ZM30 54V57L32 56ZM83 54V53H82ZM96 54H98V53H96ZM142 54H144V52H142ZM178 54V53H177ZM200 54H202V53H200ZM204 54V53H203ZM210 54V53H209ZM213 54H215V53H213ZM220 53H218V55H219ZM224 54V53H223ZM233 54H236V52H234ZM233 54H230V55H232V56H234ZM241 54V53H240ZM23 55H25L24 56V58L26 57V59H22L23 58ZM41 55V54H40ZM128 55H130L129 53H127V56ZM179 55V54H178ZM178 55H176V56H178ZM181 55V54H180ZM183 55L184 54H182V56H181V58L183 57ZM186 55H190V54H187L186 53ZM192 55V54H191ZM205 55V54H204ZM207 55V54H206ZM217 54H216V56L217 57H219V56H221V54L218 56ZM239 55V54H238ZM254 55V54H253ZM13 56V57H12ZM21 56V55H20ZM99 56H100V54H99ZM104 56V55H103ZM117 56V58L120 56H118V54L116 55ZM145 57L147 56L146 55V53H145V55H144ZM155 56V55H154ZM158 56V55H157ZM197 56H198V54H197ZM203 55H201V57H202ZM213 56V55H212ZM240 56L241 55H239V58H240ZM19 57V58H18ZM34 57L35 56H33V58H31V62H32V59H34ZM41 58H42V56H40ZM39 57V58H40ZM85 57V56H84ZM92 57V56H91ZM129 57V56H128ZM132 57V56H131ZM148 57V56H147ZM146 57V58H147ZM187 57V56H186ZM191 57V56H190ZM189 56L187 57V58H189V60L192 58H190ZM194 57V56H193ZM224 57V56H223ZM230 57V56H229ZM242 57H244V56H242ZM99 58V57H98ZM122 58V57H121ZM120 58V59H121ZM130 58V57H129ZM149 58V57H148ZM207 58H209V57H207ZM221 58H222V56H221ZM231 58V57H230ZM236 58H238V56L236 57ZM12 60V62H14L15 60ZM45 59V58H44ZM43 59V60H44ZM46 59V60H47ZM86 59V58H85ZM178 60H179V57L177 58ZM200 59V58H199ZM203 59H204V56H203ZM212 59V58H211ZM220 59V58H219ZM1 60V61H2ZM4 60V61H5ZM35 60V59H34ZM42 60V59H41ZM95 60V59H94ZM105 60V59H104ZM104 60H103V63H104ZM130 60V59H129ZM180 60H182V59H180ZM198 60V59H197ZM222 60H223V58H222ZM253 60V59H252ZM3 61V62H4ZM21 61L18 63L19 65H22V63H21ZM36 61V60H35ZM34 61V62H35ZM86 61V60H85ZM122 61V60H121ZM142 61V58L140 59V57H139V63ZM183 61V60H182ZM200 61V60H199ZM224 61V60H223ZM227 61V60H226ZM244 61V60H243ZM7 62H6V65H4V63H2L1 65L4 67H2L1 66V68H0V70H2V73H0L1 75H0V84H4L5 83V81L6 82H8L9 83V85H7V86H12L11 88H13L12 90H14V92L11 90V88L10 87H5L6 89L4 90V91H6L4 94L6 95H4V97L7 99V97L11 94L10 92L12 91V93H14L15 95H17V92L18 93H20L21 91L20 90H22L21 88H18V87H21L22 85H20L21 83H19V81H18V79L19 80H22V81H25V82H23L25 85L22 87V88H24V89H26L25 87H27L28 85H26V84H30L28 81H30V78H32L31 79V85H29V86H31L32 88H34V89H32L31 90V88L29 87V88H27V93H28V91H30L29 93L31 94V97L34 95V91H35V89L38 87V82L39 81H37V80H35V78L33 77V74L35 73V77H36V79H37V75H38V80H40L39 79V74H38V72L37 71H35L36 70V68H35V66H34V68H32L33 67V65H35V63L33 64V63H31L32 64V67H31V64H30V71L32 72V74H31V72H29L30 73V75L32 76H29V77H27L28 75L27 74H29V73H27L28 71H27V68H28V66H29V64H28V62H26V63H24L23 62V65L24 64H26L27 65V67L25 66V68L22 66V68H24L25 70H23L22 72L24 73H21V75L19 76V77H17V75H15V70L16 71H18V68H19V70H22V68H20V67H17V65H15V64H13V65H15V67H13V65H7ZM30 62V61H29ZM100 62V61H99ZM129 62V61H128ZM177 62V61H176ZM179 62V61H178ZM185 62V61H184ZM207 62V61H206ZM217 62V61H216ZM9 63V62H8ZM52 63V62H51ZM85 63V62H84ZM105 63H106V61H105ZM112 63V62H111ZM116 63H120V62H116ZM122 63V62H121ZM125 63H127V62H125ZM181 63V62H180ZM179 63V64H180ZM227 63V62H226ZM231 63V62H230ZM249 63V62H248ZM9 64H12V63H9ZM17 64V63H16ZM41 65H42V63H40ZM44 64H45V62H44ZM47 64H48V61H47ZM89 64H91L90 62H89ZM94 64H96V63H94ZM115 64V63H114ZM110 65V64H109ZM117 65V64H116ZM121 65V64H120ZM189 65V64H188ZM234 65H235V63H234ZM247 65V64H246ZM5 66H8L9 67V69L11 70L12 68V70H14V71H10V75H12L13 74V72H14V74L12 75L13 77H10L9 76V72H7L8 70H7V68L8 67H5ZM12 66V67H11ZM48 66H49V64H48ZM57 66V65H56ZM92 66V65H91ZM118 66V65H117ZM117 66H115V67H111V66H105L104 64L103 65H101V66H97L96 68H97V70H98V72L100 73V75H102V76H108V75H111L112 73H114L115 71L118 73L119 71L121 72H124V71H126L127 72V68L125 67V66H120V67H117ZM159 66V65H158ZM231 66V65H230ZM17 67V68H16ZM50 67V66H49ZM53 67V66H52ZM92 67H94V65L92 66ZM128 67V66H127ZM6 68V69H5ZM40 68V67H39ZM45 68H47V67H45ZM128 68H130V67H128ZM55 68H53L52 70H54ZM94 69H95V67H94ZM136 69H138L137 67H136ZM141 69V68H140ZM176 69H179L180 70V68L178 67V68H176ZM3 70L5 71V73L6 74H8L7 75V77L9 78H7L6 77V79H8V80H4V78H5V73L3 72ZM49 70V69H48ZM57 71H63V73L65 72V66H59V67H57ZM94 71V70H93ZM129 71V70H128ZM170 71H171V69H170ZM37 72V73H36ZM85 72H87V71H85ZM89 72V71H88ZM115 72V73H116ZM119 72V73H120ZM176 72V71H175ZM4 73V74H3ZM27 73V74H26ZM39 73H41V68H40V72ZM45 73V72H44ZM48 73V72H47ZM51 73V72H50ZM84 73V72H83ZM95 72H93V74H94ZM116 73V74H117ZM212 73V72H211ZM250 73V72H249ZM27 76H26V75ZM53 74V73H52ZM96 74V78L94 77L93 78V80L97 83V80H95V79H98L97 77V73H95ZM200 74H201V72H200ZM207 74V73H206ZM254 74V73H253ZM3 75H4V78H3ZM24 75V78L22 77ZM44 75V74H43ZM50 75V74H49ZM90 75V74H89ZM88 74H87V76H89ZM99 75V74H98ZM99 75V76H100ZM113 75V74H112ZM208 75V74H207ZM224 75V74H223ZM15 76V77H14ZM25 76H26V79L28 80H26L25 79ZM45 76V75H44ZM55 76V75H54ZM86 76V77H87ZM91 76V75H90ZM89 76V77H90ZM117 76V75H116ZM201 76V75H200ZM200 76H197V78H200L201 79V77ZM204 76V75H203ZM217 76V75H216ZM264 76V75H263ZM17 77V78H16ZM40 77H41V75H40ZM43 77V76H42ZM41 77V78H42ZM58 77H60L59 75H58ZM64 78H66V76H63ZM63 77L61 78V79H63ZM68 78H69V80L71 81V82H73V83H76L75 84V91L78 93V95H79V97H80V99L81 100H83L82 101V103L84 104V102H86V101H91L92 99L94 100V103L96 104L95 105V107H97L98 109L96 110L95 109V112L93 113H88L89 115H85V113L84 112H82V118H80V119H82V120H84L85 122H84V124L81 126V132H84V134L85 135H87L86 136V138H85V140L87 141V142H91V141H95V140H98V135H96L95 136V138H91L90 137V133H91V130H93L94 128H96L97 126H100V131H99V134H104V133H106V136L109 134V128H112V125H113V123L114 124H118L119 122H120V120H122L123 121V111H120V110H118L117 111V113L115 112V113H113L112 111H111V109H112V107L113 106H111V105H108V104H106V101L108 100V102H109V98L110 97H108V96H112V95H114V94H111V93H115V92H118L119 91V89H120V87L115 83L114 84V81H113V84L114 85H111V83H112V81L109 83L108 81H110V80H108L107 82L105 81L106 79H104V77H103V79L101 80L102 81V85H100L99 83H98V85H99V88L97 87L98 85L95 83V82H93V85H95V86H93V88L92 89H89L90 87H92V82H91V84H90V82L88 81V78H85V79H87V84H86V82H85V80H83V79H77V78H73L72 77V75L71 74H68V76H67ZM83 77V76H82ZM85 77V76H84ZM111 77L112 76H110V79H111ZM196 77V76H195ZM195 77H193V78H195ZM238 77V76H237ZM3 78V79H2ZM17 80H16V79ZM101 78V77H100ZM106 78V77H105ZM143 78V77H142ZM218 78V77H217ZM255 78V77H254ZM257 78V77H256ZM260 78V77H259ZM24 79V80H23ZM47 79H48V77H47ZM53 79V78H52ZM51 79V80H52ZM57 79H59V78H57ZM92 79V78H91ZM91 79H90V81H91ZM196 79V78H195ZM235 79V78H234ZM261 79V78H260ZM259 79V80H260ZM13 80V81H12ZM14 80H15V83H13L14 82ZM35 80V81H34ZM45 80V79H44ZM43 80V81H44ZM60 80V79H59ZM118 80V79H117ZM194 80V79H193ZM197 80V82H198V79H196ZM195 80V81H196ZM201 80H203V79H201ZM201 80H199V81H201ZM264 80V79H263ZM26 81H27V83H26ZM56 81V80H55ZM58 81V80H57ZM61 81V80H60ZM100 80H98V82H99ZM106 83H105V82ZM145 81V80H144ZM188 81V80H187ZM187 81L185 82V83H187ZM190 81V80H189ZM188 81V82H189ZM192 81V80H191ZM4 82V83H3ZM12 82V83H11ZM16 82L18 83V87H17V89H15L16 88V86H15V84H16ZM34 82V83H33ZM35 82H37L36 83V85H35ZM48 82V81H47ZM46 82V83H47ZM51 82V81H50ZM49 82V86H50V84H52V83H50ZM52 82H53V80H52ZM59 82V81H58ZM57 82V83H58ZM61 82H63V80L61 81ZM60 82V83H61ZM67 82V81H66ZM88 82H89V84H88ZM116 82V81H115ZM123 82V81H122ZM132 82V81H131ZM135 82V81H134ZM193 83H194V85H195V82L194 81H192ZM196 82V83H197ZM206 82V81H205ZM230 82V81H229ZM234 82V81H233ZM237 82H238V80H237ZM242 82H243V78H242ZM12 85H11V84ZM44 82H42V86H39L40 87V90L43 88V86H44V88L43 89H47L45 86V83L43 84ZM72 83V84H73ZM227 83V82H226ZM231 83H232V81H231ZM7 84V83H6ZM64 84H66V83H64ZM109 84V85H108ZM126 84V83H125ZM132 84V83H131ZM189 84V83H188ZM192 84V83H191ZM191 84H189V85H187L186 84V86H189V89H188V87H187V90H185V91H183V93H182V95H180L179 94V96H175V97H179V98H182L183 100L182 101H185L186 99V97H187V94H189L190 96L192 95V93H194L193 92V88H192V86L193 85H191ZM58 85V84H57ZM56 85V86H57ZM74 85V84H73ZM77 85V86H76ZM90 86L89 88L87 87V86ZM124 85V84H123ZM128 85V84H127ZM197 85V84H196ZM242 85V84H241ZM244 85V84H243ZM15 88H14V87ZM48 86V87H49ZM55 86V87H56ZM65 86V85H64ZM63 86V87H64ZM212 86V85H211ZM215 86V85H214ZM218 86H220V85H218ZM224 86V85H223ZM246 86V85H245ZM38 87V88H39ZM58 87L59 88H61L62 87V85H58ZM98 88V89H95V91H94V88ZM126 87V86H125ZM132 87V86H131ZM130 87V88H131ZM194 87V86H193ZM197 86H195L194 88H196ZM213 87V86H212ZM7 88H9V89H7ZM67 87H65V89H66ZM72 88V87H71ZM71 88H70V90H71ZM192 88V89H191ZM200 88V87H199ZM237 88V87H236ZM28 89H30V90H28ZM42 89V91H44ZM63 88H61L60 90H62ZM133 89V88H132ZM185 89V88H184ZM204 89H206V88H204ZM204 89H202V90H204ZM207 89H209V88H207ZM216 89V88H215ZM235 89V88H234ZM16 90V91H15ZM34 90V91H33ZM36 90H39V89H36ZM57 91L59 90V89H56ZM122 90H123V88H122ZM181 90H183V89H181ZM189 90V93H186L187 91ZM200 90H201V88H200ZM222 90V89H221ZM224 90V89H223ZM232 90H233V88H232ZM246 90V89H245ZM3 91V88H1V92ZM20 91V92H19ZM23 91V90H22ZM25 91V90H24ZM32 91L34 92L33 94H32ZM67 91H68V89H67ZM120 91H121V89H120ZM124 91V90H123ZM141 91V90H140ZM217 91V90H216ZM242 91V90H241ZM9 92V93H8ZM62 92L64 93V89L62 90ZM72 92V91H71ZM122 92V91H121ZM120 92V93H121ZM142 92V91H141ZM182 92V91H181ZM218 92V91H217ZM21 93H23V92H21ZM27 93H26V91L24 92V95L26 96V100H29L30 99V95L28 96L27 95ZM39 93V92H38ZM52 93V92H51ZM57 92H55V94H56ZM66 93V92H65ZM75 93V92H74ZM119 93V94H120ZM200 93V92H199ZM239 93V92H238ZM9 94V95H8ZM36 94V93H35ZM43 94V93H42ZM50 94V93H49ZM61 94V93H60ZM69 94V93H68ZM110 94V95H109ZM118 94V95H119ZM141 94V93H140ZM176 94V93H175ZM195 94V93H194ZM233 94V93H232ZM240 94V93H239ZM246 94V93H245ZM8 95V96H7ZM11 95H13V94H11ZM15 95H13L12 97H10V99L14 102V104H13V106L11 107V105L10 104H8V102L6 103L5 102V99H2V98H0V108L2 107H4V109H6V110H17V109H15V102H17V98L19 97V99L20 100H24V97L22 98V97H20V96H15ZM23 95V96H24ZM39 95V94H38ZM48 95V94H47ZM117 95V94H116ZM169 95V94H168ZM173 95V94H172ZM196 95H198V93H196ZM253 95V94H252ZM15 96V97H14ZM22 96V95H21ZM35 97L37 96V95H34ZM42 97H46L45 96V94H43V95H41ZM40 96V97H41ZM64 96H65V94H64ZM70 96V95H69ZM171 96V95H170ZM193 96V95H192ZM239 96V95H238ZM13 97L15 98V99H17V100H15V99H13ZM17 97V98H16ZM35 97H32V98H35ZM58 97H60V96H58ZM169 97V96H168ZM207 97V96H206ZM240 97H242V96H240ZM22 98V99H21ZM44 98H42V99H44ZM66 98V97H65ZM72 98V97H71ZM70 98V99H71ZM114 98V97H113ZM187 98H189V96L187 97ZM253 98V97H252ZM8 99H9V97H8ZM9 99V100H10ZM38 101H40V99L41 98H36ZM49 98L47 97V100H48ZM53 100H54V98H52ZM51 99V100H52ZM61 99H62V97H61ZM112 99V98H111ZM177 99V98H176ZM185 99V100H184ZM193 99V98H192ZM242 99V98H241ZM8 100V101H9ZM31 100V99H30ZM33 100V99H32ZM31 100V101H32ZM37 100H35V101H37ZM45 100V99H44ZM57 100H59V99H57ZM73 100V99H72ZM75 100V99H74ZM121 100V99H120ZM189 100V99H188ZM198 100V99H197ZM197 100H193V102L194 101H197ZM222 100V99H221ZM225 100V99H224ZM238 100V99H237ZM244 100H246V99H244ZM258 100V99H257ZM11 101V102H12ZM19 101V100H18ZM22 101L20 102V103H22ZM30 101V102H31ZM34 100H33V102L29 105L28 104V106H30V107H28V106H26V107H28V108H32L35 104H34V102H35ZM38 101H37V103H38ZM56 101V100H55ZM68 101V100H67ZM213 101V100H212ZM253 101V100H252ZM24 102V101H23ZM29 102V103H30ZM47 102V101H46ZM51 101H49V103H50ZM54 102V101H53ZM52 102V103H53ZM64 102H65V100H64ZM69 102V101H68ZM178 102V101H177ZM186 102H188V101H185V104H182V103H184V102H182L181 104H180V106H186V107H188L187 105L189 104V103H191V102H189L188 104H186ZM211 102V101H210ZM225 102V101H224ZM247 102V101H246ZM4 103H6L7 104V107L5 108V106H6V104H4ZM19 103V102H18ZM19 103V107L20 106H22L21 104ZM25 104H27V101H25L24 102ZM24 103H22V104H24ZM52 103H50V105H52ZM72 103H73V101H72ZM94 103H91V104H94ZM200 103V102H199ZM212 103H214V102H212ZM229 103H230V101H229ZM244 103V102H243ZM258 103V102H257ZM24 104V105H25ZM32 104H33V106H32ZM48 104V103H47ZM57 104V103H56ZM62 104H64L63 102H62ZM65 104H67L66 102H65ZM64 104V105H65ZM196 104H198V102H196ZM205 104V103H204ZM204 104L202 105L203 107H205L204 106ZM217 104V103H216ZM221 104H223V103H221ZM1 105H5V106H1ZM9 105V106H8ZM49 105V104H48ZM55 105V104H54ZM54 105H52V106H54ZM170 105H172V103L170 102ZM190 105V104H189ZM192 105H194V103L193 104H191L190 106H191V108H192ZM201 105H199V106H201ZM231 105V104H230ZM254 105V104H253ZM17 106H18V104L16 105V108H17ZM32 106V107H31ZM38 106H40V105H38ZM86 106V105H85ZM134 106V105H133ZM201 106V107H202ZM213 106H215V105H213ZM217 107L219 106V105H216ZM240 106V105H239ZM9 107V108H8ZM13 107H14V109H13ZM25 107V106H24ZM57 106H55V108H56ZM61 107V105H59L58 106V108H60ZM88 107V106H87ZM94 107V106H93ZM175 107V106H174ZM194 107H196V106H194ZM203 107L201 108V109H203ZM228 107V106H227ZM233 107H234V105H233ZM243 107V106H242ZM57 108V109H58ZM154 108V107H153ZM197 108H198V105H197ZM221 108V107H220ZM4 109H2V113H3V110ZM26 108H24L23 110H25ZM34 109V108H33ZM44 109V108H43ZM61 109H62V107H61ZM63 109H66L65 111H67V112H69V113H71L72 111H76L77 113H74V112H72V114L74 113V116H75V114H79L80 112V109H77V105H65L64 107H63ZM86 109V108H85ZM129 109V108H128ZM131 109H133V107H131ZM181 109V108H180ZM179 109V110H180ZM195 109V108H194ZM201 109H199L198 111H200L201 112ZM205 109V108H204ZM229 109V108H228ZM36 110V109H35ZM47 110V109H46ZM59 110V109H58ZM79 110V111H78ZM151 110V109H150ZM181 110H183V108L181 109ZM185 110V109H184ZM191 110V109H190ZM190 110H188V112L190 111ZM206 110H207V108H206ZM205 110V111H206ZM239 110V109H238ZM20 111V110H19ZM83 111H85V112H87L86 110H83ZM196 111V110H195ZM205 111H202V113H206ZM226 111V110H225ZM230 111V110H229ZM233 111V110H232ZM36 112V111H35ZM62 112H64V110L62 111ZM179 112V111H178ZM185 112H187V109L185 110ZM8 113V112H7ZM15 113V112H14ZM61 113V112H60ZM215 113V112H214ZM37 114H38V112H37ZM41 115H42V113H40ZM179 114V113H178ZM178 114H176V115H178ZM182 114V115H181ZM208 114V113H207ZM211 114V113H210ZM1 115V114H0ZM3 115V114H2ZM35 115V114H34ZM39 115V114H38ZM40 115V116H41ZM180 116V118H182V117H186V114L184 113H181L180 112V114H179ZM189 115H193V114H189ZM198 115L200 116V113H198ZM197 115V116H198ZM218 115V114H217ZM221 115H222V113H221ZM6 115H4V117H5ZM28 116V115H27ZM30 116V115H29ZM29 116L27 117V119L29 118ZM72 116V115H71ZM164 116V115H163ZM188 116V115H187ZM207 116V115H206ZM206 116H204V117H206ZM230 116V115H229ZM32 117H34L33 115H32ZM38 117V116H37ZM70 117V116H69ZM76 117V116H75ZM178 117V116H177ZM201 117V116H200ZM204 117H202V118H204ZM209 117V116H208ZM208 117H206L205 119H207ZM227 117V116H226ZM38 118H40V117H38ZM71 118V117H70ZM73 118V117H72ZM191 118V117H190ZM26 119V118H25ZM76 119V118H75ZM160 119H162V120H164L165 118L164 117H162V118H160ZM226 119V118H225ZM7 120V119H6ZM9 120V119H8ZM29 120V119H28ZM31 120V119H30ZM36 120V119H35ZM81 120V121H82ZM76 121V120H75ZM113 121V122H112ZM172 121V120H171ZM205 121V120H204ZM217 121V120H216ZM225 121V120H224ZM227 121V120H226ZM30 122V121H29ZM28 122V123H29ZM67 122V121H66ZM175 122H177V121H175ZM26 124V123H25ZM29 124H31V123H29ZM121 124H123V123H121ZM214 124H215V122H214ZM6 125V124H5ZM119 126H122V125H120V124H118ZM118 125H117V127H118ZM124 125H125V123H124ZM209 125V124H208ZM4 127V126H3ZM2 127V124L0 123V128H3ZM173 127V126H172ZM176 127V126H175ZM178 127V126H177ZM199 127V126H198ZM204 127V126H203ZM206 127V126H205ZM5 128H6V126H5ZM84 128V129H83ZM98 128V127H97ZM179 128H182V127H179ZM196 128V127H195ZM207 128V127H206ZM119 129H122V128H120L119 127ZM164 129V128H163ZM169 129V128H168ZM209 129V128H208ZM45 130V129H44ZM90 130V131H89ZM124 130V129H123ZM140 130V129H139ZM177 130V129H176ZM200 130V131H199ZM198 131L196 130L194 133L192 132L190 135H192V136H190V137H188V136H186V137H184V138H181L180 140H183V143L182 142H180V140H178V142H177V145L175 146V148H173L172 146V148L174 149L173 151V154H172V156L174 157V158H182V156H187V155H189V154H191V153H195V152H193V151H199V148H201V147H199L200 146V143H202L203 142V140H202V142H201V138L204 136L203 135V130H201V128L199 129ZM0 131H1V129H0ZM89 131V132H88ZM168 131H170V130H168ZM174 131H175V129H174ZM179 131H181V130H179ZM185 131V130H184ZM183 131V132H184ZM202 131V132H201ZM205 131V130H204ZM207 131V130H206ZM214 131V130H213ZM20 132V128H19V124L18 123H12L11 122V124H8V127L6 128V129H4V132H3V129H2V133L0 132V143L2 144V146H4L5 144L7 145L8 143H10L13 139H17V138H19L20 136H21V133H19ZM125 132V131H124ZM210 132V131H209ZM111 133V132H110ZM187 133H190V132H187ZM186 133V134H187ZM205 133V132H204ZM207 133V132H206ZM71 135V134H70ZM73 135V134H72ZM71 135V136H72ZM89 135V136H88ZM105 135V134H104ZM167 135H169V134H167ZM167 135H165V136H167ZM180 135V134H179ZM206 135V134H205ZM26 136V135H25ZM74 137H75V135H73ZM72 136V137H73ZM165 136H162V139H166V137ZM171 136V135H170ZM182 136V135H181ZM17 137V138H16ZM24 137V136H23ZM27 137V136H26ZM73 137V138H74ZM175 137V136H174ZM211 137V136H210ZM82 138V137H81ZM170 138V137H169ZM172 138H173V136H172ZM207 138V137H206ZM23 139V138H22ZM77 140V138H74V140ZM203 139V138H202ZM205 139V138H204ZM221 139V138H220ZM75 140V141H76ZM168 140V139H167ZM170 140V139H169ZM219 140V139H218ZM25 141H28V140H25ZM121 141V140H120ZM125 141V140H124ZM170 141H172V140H170ZM205 141V140H204ZM80 142V144H81V140L79 141ZM135 142V141H134ZM174 142V141H173ZM172 142V143H173ZM175 142H176V140H175ZM218 142V141H217ZM221 142V141H220ZM26 143V142H25ZM76 143V142H75ZM78 143V142H77ZM157 143V142H156ZM196 143H198V144H196ZM21 144V143H20ZM24 144V143H23ZM29 144V143H28ZM32 144V143H31ZM41 144V143H40ZM83 144V143H82ZM84 144H86L85 142H84ZM160 144V143H159ZM164 144V143H163ZM168 144V143H167ZM33 145V144H32ZM31 145V146H32ZM35 145V144H34ZM34 145H33V148H34ZM37 145V144H36ZM156 145V144H155ZM161 145V144H160ZM172 145V144H171ZM174 145V144H173ZM22 146V145H21ZM25 147L27 146V145H24ZM41 146V145H40ZM79 146V145H78ZM81 146V145H80ZM148 146V145H147ZM164 146V145H163ZM166 146V145H165ZM198 146V147H197ZM216 146H218V145H216ZM136 147V146H135ZM170 147V148H171ZM204 147V146H203ZM28 148V147H27ZM82 147H80L79 148V150L81 149ZM222 148V147H221ZM40 149V148H39ZM38 149V150H39ZM78 149V148H77ZM19 149H17V151H18ZM23 150V149H22ZM36 150H37V148H36ZM37 150V151H38ZM13 151V150H12ZM21 151V150H20ZM33 151H35V150H33ZM78 151V150H77ZM172 151V150H171ZM25 152V151H24ZM27 152V151H26ZM31 152V151H30ZM169 152V151H168ZM201 152V151H200ZM14 153V152H13ZM22 153H23V151H22ZM29 153V152H28ZM28 153H27V156H28ZM33 153V155H34V152H32ZM158 153V152H157ZM205 153V152H204ZM10 154V153H9ZM20 154H21V152H20ZM26 154V153H25ZM24 153H23V155H25ZM31 154V153H30ZM81 154V153H80ZM156 154V153H155ZM168 154V153H167ZM239 154H242V153H239ZM32 155V156H33ZM169 155H170V152H169ZM237 155V154H236ZM10 156H12L11 154H10ZM17 156V155H16ZM19 156V155H18ZM31 156V155H30ZM75 156V155H74ZM77 156H79L78 154H77ZM150 156V155H149ZM5 157V156H4ZM2 158L1 156H0V163H2V165L0 166V172L2 173H4V174H1V176L2 175H4L3 177H2V179L3 178H5L6 176L8 177V176H10L9 175V173H12V171L10 170V169H14L15 167H14V165L16 166L17 164H11V165H13V167L11 166V165H9V163H7V162H5L6 160H7V158H6V160H4L5 158ZM15 157V156H14ZM23 156H22V154H21V158H22ZM29 157V156H28ZM151 157V156H150ZM165 157V156H164ZM167 157H168V155H167ZM1 158L3 159L2 161H1ZM11 158V157H10ZM16 158V157H15ZM25 158V157H24ZM96 158V157H95ZM12 159V158H11ZM18 159V158H17ZM171 159H172V157H171ZM190 159V158H189ZM10 159H8L7 161L8 162H10L9 161ZM22 160V159H21ZM27 160V159H26ZM30 160V159H29ZM29 160H28V162H29ZM167 160V159H166ZM13 161V160H12ZM16 161V160H15ZM23 161H25V160H23ZM92 161V160H91ZM94 161V160H93ZM95 161H96V159H95ZM163 161V160H162ZM172 161V160H171ZM202 161V160H201ZM211 161V160H210ZM21 162V161H20ZM19 162V163H20ZM27 162V163H28ZM112 162V161H111ZM26 163V162H25ZM83 163V162H82ZM32 165H33V163H31ZM31 164H30V167H31ZM69 164V163H68ZM92 164V163H91ZM114 164V163H113ZM9 165V166H8ZM27 165V164H26ZM35 165V164H34ZM82 165V164H81ZM107 165V164H106ZM179 166V165H178ZM10 167V168H9ZM16 167H18V165L16 166ZM22 167H23V164H22ZM22 167H18L19 169H20V171H21V168ZM26 167V166H25ZM29 167V166H28ZM29 167V168H30ZM217 167V166H216ZM27 168V167H26ZM32 168H33V166H32ZM120 168V167H119ZM203 168V167H202ZM214 168H215V166H214ZM24 169V168H23ZM64 169H66V168H64ZM205 169V168H204ZM220 169V168H219ZM218 169V172L221 170H219ZM28 170V169H27ZM78 170V169H77ZM91 170V169H90ZM124 170H130V165L128 164V163H126L125 164V167H124ZM153 170V169H152ZM155 170V169H154ZM184 170V169H183ZM186 170V169H185ZM227 170V169H226ZM11 171V172H10ZM14 171H16V170H14ZM17 171H18V169H17ZM25 171V170H24ZM32 171V170H31ZM138 171V170H137ZM200 171V170H199ZM23 172V171H22ZM21 172V173H22ZM77 172V171H76ZM75 172V173H76ZM173 172H175V171H173ZM178 172V171H177ZM188 172H189V170H188ZM188 172H186V173H188ZM211 172V171H210ZM216 172H217V170H216ZM223 172V171H222ZM18 173H20V172H18ZM29 172H27L26 173V175L28 174ZM79 173V172H78ZM128 173V172H127ZM161 173V172H160ZM185 173V172H184ZM180 174L179 173V176L177 175L176 177H173V176H170L171 175V173H170V177L168 178L169 179V181L168 182H166L167 183V186H170V187H173V188H171V190L172 189H174V188H177V190L179 191H181V194L183 193L182 191H184L185 192V196H186V199H187V197H191L192 198V196H190V193H188L189 192V190H192L193 189V184H195V183H197V184H200L199 183V179H196V180H198V181H194V179H195V176L197 177V175H192L191 177L190 176H186L185 174ZM219 173H221V172H219ZM218 173V174H219ZM224 173V172H223ZM226 173V172H225ZM13 174H14V172H13ZM77 174V173H76ZM178 174V173H177ZM212 174V173H211ZM214 174V173H213ZM21 175V174H20ZM19 174H18V176L20 177V178H22L21 176H20ZM33 175V174H32ZM89 175V174H88ZM157 175V174H156ZM176 175V174H175ZM135 176V175H134ZM164 176V175H163ZM203 176V175H202ZM218 176V175H217ZM6 177V178H7ZM14 177H16L15 175H14ZM77 177V176H76ZM137 177V176H136ZM10 178V177H9ZM29 178V176L27 177V179ZM32 178V177H31ZM155 178V177H154ZM163 178H165L166 179V177L164 176ZM194 178V179H193ZM26 179V180H27ZM36 179V178H35ZM76 179V178H75ZM132 179H134L133 178V176H132ZM137 179H138V177H137ZM165 179H163V180H165ZM8 179H5L4 181H5V183H6V181H7ZM11 180H13V175H12V178H10V180L8 181V183H10V182H12ZM19 180V179H18ZM77 180V179H76ZM80 179H78V181H79ZM151 180V179H150ZM158 180V179H157ZM160 180V179H159ZM189 180H191V181H189ZM210 180V179H209ZM16 181V180H15ZM36 181V180H35ZM90 181L91 182H89L90 183V185L92 186L93 185V183H94V180L92 181V179H90ZM134 181V180H133ZM166 181V180H165ZM184 181V182H183ZM200 181H202L201 182V184H202V186L203 185H205L206 184V181L203 179H201ZM219 181V180H218ZM18 183H19V181H17ZM23 182H25V180L23 181ZM27 182V181H26ZM32 182V181H31ZM31 182H28V183H31ZM38 182V181H37ZM149 182V181H148ZM152 182H153V180H152ZM158 182V181H157ZM221 182V181H220ZM5 183L3 182V181H0V192H3L4 194L6 193V195L5 196H8L9 198H10V201H8V205H9V203H11V201L13 200V197H14V194L12 193V192H6L7 190L6 189H4V187L6 186L5 185ZM14 183H16V182H14ZM111 183V182H110ZM154 183H155V181H154ZM154 183H153V185H154ZM193 183V184H192ZM5 186H4V185ZM7 184V183H6ZM20 184V183H19ZM18 184V185H19ZM112 184V183H111ZM158 184V183H157ZM224 183H222V185H223ZM4 187H3V186ZM24 185H26V183L24 184ZM33 185H34V183H33ZM32 185V186H33ZM148 185H150V183L148 184ZM156 185V184H155ZM207 185V184H206ZM14 186V185H13ZM20 186V185H19ZM19 186H15V187H18V189L20 188ZM31 186V184H29L28 185V187H30ZM42 186V185H41ZM111 186L112 185H110V188H111ZM141 186H143V185H141ZM145 186H146V184H145ZM158 186V185H157ZM164 186V185H163ZM191 186H192V188H191ZM195 186V185H194ZM199 186V185H198ZM228 186V185H227ZM231 186V185H230ZM255 186V185H254ZM254 186H252V187H254ZM258 186V185H257ZM27 187V186H26ZM25 187V188H26ZM43 187V186H42ZM79 187V186H78ZM96 187V186H95ZM97 187H99V186H97ZM140 187V186H139ZM147 187V186H146ZM154 187V186H153ZM166 187V186H165ZM180 189H179V188ZM181 187L183 188V189H181ZM196 187V186H195ZM194 187V188H195ZM207 187H208V185H207ZM239 187V186H238ZM251 187V188H252ZM256 187V186H255ZM253 188L254 189V191H253V189L251 190V191H253V194H254V192H256V188H261V187H256V188ZM24 188V189H25ZM34 189H36L35 187H33ZM88 188V187H87ZM131 188H133V186L131 187ZM142 188V187H141ZM155 188H156V186H155ZM154 188V189H155ZM197 188V187H196ZM202 188V187H201ZM204 188V187H203ZM225 188V187H224ZM228 188V187H227ZM82 189V188H81ZM86 189V188H85ZM101 189V188H100ZM140 189V188H139ZM143 189V188H142ZM157 189H160V188H157ZM199 189H200V187H199ZM214 189V188H213ZM238 189V188H237ZM248 189H250L249 187H248ZM11 190V189H10ZM17 190V189H16ZM163 190V189H162ZM170 190V189H169ZM188 190V191H187ZM193 190H195V189H193ZM196 190H198V189H196ZM218 190V189H217ZM241 190H242V188H241ZM246 190V189H245ZM36 191V190H35ZM140 191V190H139ZM175 191V190H174ZM202 191V190H201ZM232 191H234V189L232 190ZM231 191V192H232ZM250 191V190H249ZM264 191V190H263ZM37 192V191H36ZM42 192V191H41ZM76 192V191H75ZM172 191H169V193L168 192H161V193H158V195H156V198H155V203H156V206H158L159 208L156 210V213H155V215H154V217H153V222L154 223H152V224H154L155 225V228H154V225L152 226V228L153 229H156V230H162V228H164V229H166V228H170L171 226H173L174 224L175 225H177L181 220H183V219H185V218H183V219H181V217H188V215L187 216H185L184 214H186V213H193L192 211H193V205L192 204H190V203H186V201H182V200H178L177 199V196H175V195H173L172 193H171ZM192 192H194V191H192ZM196 192V191H195ZM198 192V194H195L194 196H193V201L194 202H196V201H200L201 200V195H200V190H198L197 191ZM206 192V191H205ZM208 192V191H207ZM230 192V193H231ZM243 192V191H242ZM257 192H259V190L257 189ZM256 192V193H257ZM262 192V191H261ZM216 193V192H215ZM219 193V192H218ZM247 193V192H246ZM245 193V194H246ZM249 193H252V192H249ZM4 194H2V195H4ZM30 194V193H29ZM42 194V193H41ZM205 194H207V193H205ZM214 194V193H213ZM238 194V193H237ZM259 195H260V193H258ZM257 194V196L259 197V195ZM1 195V196H2ZM36 195H37V193H36ZM72 195V194H71ZM137 195H139V194H137ZM136 195V196H137ZM143 195H145V194H143ZM183 195V196H184ZM262 195H263V192H262ZM43 196V195H42ZM204 196V195H203ZM213 196V195H212ZM222 196V195H221ZM225 196V195H224ZM240 196V195H239ZM249 196V195H248ZM253 196V195H252ZM251 196V197H252ZM31 197H33V196H31ZM30 197V198H31ZM39 196H37V198H38ZM45 197V196H44ZM89 197V196H88ZM147 197V196H146ZM151 197H153V195H151ZM181 197V196H180ZM254 197V196H253ZM258 197H256V198H258ZM264 197V196H263ZM35 198V197H34ZM68 198V197H67ZM181 198H183V197H181ZM185 198V197H184ZM256 198H254V199H256ZM260 198V197H259ZM3 199V198H2ZM28 199V198H27ZM26 199V200H27ZM49 199V198H48ZM47 199V200H48ZM66 199V198H65ZM141 199V198H140ZM143 199V198H142ZM148 199V198H147ZM247 199V198H246ZM252 199V198H251ZM262 199V198H261ZM35 200V199H34ZM34 200H33V202H34ZM64 200V199H63ZM130 200V199H129ZM133 200V196H132V198H131V201ZM149 200H150V198H149ZM209 200V199H208ZM211 200V199H210ZM216 200V199H215ZM218 200V199H217ZM263 200H264V198H263ZM262 200V201H263ZM28 201V200H27ZM36 201V200H35ZM44 202H45V200H43ZM146 201V200H145ZM153 201V200H152ZM248 201V200H247ZM37 202V201H36ZM48 202H51V201H49L48 200ZM69 202H70V204L69 205H71V208H72V210L74 211V213H75V217H77V215L79 216V215H81V207H80V203H79V199H76L75 197H72V196H70V198H69ZM68 202V203H69ZM130 202V201H129ZM183 202V203H182ZM188 202V201H187ZM224 202V201H223ZM235 202V201H234ZM255 202V201H254ZM30 203L32 204V202L30 201ZM29 203V205L31 206V204ZM47 203V202H46ZM45 203V204H46ZM155 203H153V204H155ZM192 203V202H191ZM201 203V202H200ZM26 204V203H25ZM28 204V203H27ZM44 204V205H45ZM48 204V203H47ZM67 204V203H66ZM152 204V203H151ZM197 204V203H196ZM224 204V203H223ZM4 205H6L4 202H0V206H4ZM12 204H10V206H11ZM35 205H38V204H35ZM50 205V204H49ZM215 205V204H214ZM233 205V204H232ZM231 205V206H232ZM236 205V204H235ZM235 205H233V206H235ZM242 205H243V203H242ZM28 206V205H27ZM27 206H26V208H27ZM40 206V205H39ZM46 206V205H45ZM195 206V205H194ZM226 206V205H225ZM245 206H247V205H245ZM12 207V206H11ZM25 207V206H24ZM44 207V206H43ZM96 207V206H95ZM108 207V206H107ZM226 207H229V206H226ZM238 207V206H237ZM241 207V206H240ZM258 207V206H257ZM264 207V206H263ZM6 208V207H5ZM8 208V207H7ZM6 208V209H7ZM23 208V207H22ZM21 208V209H22ZM32 208V207H31ZM36 208V207H35ZM45 208H47V206L45 207ZM50 208V207H49ZM224 208V207H223ZM9 209L11 210L12 208H10L9 207ZM9 209H7L8 211H9ZM51 209V208H50ZM69 210H70V206H69V208H68ZM106 209V208H105ZM151 209V208H150ZM240 209V208H239ZM244 209V208H243ZM250 209V208H249ZM248 209V211H251V210H253V209H251V210H249ZM264 209V208H263ZM263 209H261V210H263ZM13 210V209H12ZM109 210V209H108ZM133 210V209H132ZM206 210V209H205ZM245 210V209H244ZM244 210L243 211H241L240 213L242 214L243 213V215H246V214H244ZM260 210V209H259ZM29 211V210H28ZM27 211V212H28ZM71 211V210H70ZM73 211H71V212H73ZM83 211V210H82ZM196 211H197V209H196ZM220 211V210H219ZM240 211V210H239ZM256 211V210H255ZM11 212V211H10ZM150 212V211H149ZM152 212V211H151ZM203 212V211H202ZM232 212V211H231ZM247 211H245V213H246ZM253 212V211H252ZM34 213V212H33ZM109 213H110V211H109ZM251 214V212H247V214ZM259 213V212H258ZM11 214H13V213H10V214H8L6 211H5V209L2 207V208H0V224L3 222L4 223V221L6 222V219L8 220L9 219V215H11ZM30 214V213H29ZM28 214V215H29ZM131 214V213H130ZM182 216H181V215ZM203 214V213H202ZM235 214V213H234ZM237 214V213H236ZM250 214H249V216H250ZM254 214V213H253ZM253 214L251 215L252 217H254L255 216V219L257 218L256 217V214L253 216ZM30 215H32V214H30ZM35 215V214H34ZM39 215H41V214H39ZM68 215V214H67ZM73 215V214H72ZM100 215V214H99ZM109 215H111V214H109ZM108 215V216H109ZM112 215H114L113 213H112ZM225 215H227V214H225ZM230 215H232V214H230ZM260 216H261V214H259ZM259 215H258V219H259ZM13 216V215H12ZM102 216V215H101ZM140 216V215H139ZM173 216V217H172ZM218 216V215H217ZM248 216V215H247ZM251 216H250V218H251ZM72 218V220H71V223L68 225V226H66V229L65 228H63L64 230L61 232H59L60 234H57L56 232V237L53 239V237L55 236V235H53V237L51 238V240H52V243H51V245H50V243L48 244V246L51 248V250H46V252H44L43 254H45V255H47V254H51L53 257H54V259H55V263L54 264H72V262H73V260L75 259V257L76 256H78L79 254H83V255H86L88 258H89V262L91 261V258L93 259V261L96 263V264H117V261H116V259L114 258L115 257V243H114V241H112V239L111 240H109V236L106 234V235H102L101 237L105 240L104 242H102V244H103V246L101 247V246H98L97 245V237L95 236V234H93V233H91V231H93V230H96V227H95V225H94V223H92V220L90 219V220H88L87 221V225H84L85 227L82 229V231H84L83 233L85 234L84 235V238L83 239H81V240H83L84 242L83 243H81L80 241L78 242V244L75 242V243H72L70 240L72 239V237H76L78 234H77V228H79L78 227V224H77V220H75L76 218ZM168 217L169 218H171V219H169V221H168V224L166 225L165 223H166V221H164V220H168ZM227 217V216H226ZM232 217V216H231ZM13 218V217H12ZM30 218H34L33 216L32 217H30ZM48 218V217H47ZM52 218V217H51ZM78 218V217H77ZM151 218V217H150ZM264 218V217H263ZM49 219V218H48ZM48 219H47V221H48ZM115 219V218H114ZM200 219H202V218H200ZM231 219V218H230ZM239 219V218H238ZM237 219V220H238ZM261 219V218H260ZM51 219H49V221H50ZM60 220V219H59ZM58 220V221H59ZM64 220V219H63ZM197 220H198V218H197ZM236 220V219H235ZM239 220H241V219H239ZM253 220V219H252ZM48 221V222H49ZM55 221V220H54ZM57 221V220H56ZM142 221V220H141ZM257 221V219L255 220V222ZM264 221V220H263ZM11 223V221L9 220V221H7L6 222V224L7 223ZM29 222V221H28ZM35 222V221H34ZM48 222H45V223H48ZM52 222H53V220H52ZM79 222V221H78ZM140 222V221H139ZM163 222H165V223H163ZM171 222V223H170ZM233 222V221H232ZM241 222V221H240ZM254 222V221H253ZM50 223H51V221H50ZM48 224L49 226L52 224ZM57 223V225L59 224L58 222H55V224ZM127 223V222H126ZM182 223V222H181ZM260 223H261V221H260ZM54 224V225H55ZM63 224H64V222H63ZM82 224V223H81ZM102 224V223H101ZM148 224V223H147ZM150 224V223H149ZM190 224V223H189ZM188 224V225H189ZM194 223H191L188 227H186V230L185 231H182V233L181 232H179V233H177V234H175V235H173L172 234V237H171V239H173L174 240V244L175 245H173V246H177V245H180L181 244V241L184 239V237H187V238H190L191 239V245L189 244V247L187 248H185L184 250H182L183 251V253H186V254H190V255H193L195 252H196V255H199V251L200 250H198V245H197V247L193 244V242L194 241H198V242H200L201 241V239L203 238V236H204V232H205V229L203 230V229H200L201 230V233L199 232V229L197 230L196 228H197V226H195V229L199 232V234H195L196 235V239H192V237H191V235H190V229H191V227L193 228V225ZM232 224V223H231ZM230 224V225H231ZM249 224H251V223H249ZM4 225V224H3ZM10 225V224H9ZM15 225V224H14ZM18 225V224H17ZM21 225V224H20ZM128 225H130V224H128ZM151 225V224H150ZM149 225V226H150ZM186 226H187V224H185ZM196 225V224H195ZM219 225V224H218ZM244 225H248V224H243L242 225V223H241V225L239 226L240 228L239 229H241V230H243L242 229V227L244 226ZM2 225H0V227H1ZM13 226V225H12ZM46 226V225H45ZM147 225H145V227H146ZM236 226V225H235ZM259 226V225H258ZM47 227V226H46ZM59 227H62V225H60ZM69 227V228H68ZM148 227V226H147ZM199 227V226H198ZM233 227V226H232ZM248 227H250L249 228V230H248V228L247 229H244V231L246 230V232L245 233H248V231H249V234L251 233L250 232V229H252V228H255V227H252V226H250V225H248ZM252 227V228H251ZM13 228V227H12ZM105 228L107 229L106 231H108V226L106 225L105 226ZM122 228V227H121ZM151 228V227H150ZM259 228V227H258ZM1 229H3V227L1 228ZM5 229V228H4ZM3 229V232L5 231ZM14 229L15 228H13V229H11V231H10V238H11V240L13 241V234H14ZM47 229V228H46ZM45 229V230H46ZM60 229V228H59ZM148 229H149V227H148ZM217 229V228H216ZM255 229H257V228H255ZM255 229H252L253 231L255 230ZM16 230V229H15ZM104 230V229H103ZM142 230V229H141ZM240 230V232H243V231H241ZM248 230V231H247ZM7 231V230H6ZM9 231H7V232H9ZM20 231L22 232V230L20 229ZM20 231H18L19 233H20ZM27 231V230H26ZM25 231V232H26ZM48 230H46V232H47ZM56 231V230H55ZM105 231V230H104ZM124 231V230H123ZM147 231V230H146ZM152 231V230H151ZM155 231V230H154ZM166 230H164V232H165ZM169 231V230H168ZM193 231H195V230H193ZM196 231V232H197ZM204 231V232H203ZM208 231V230H207ZM256 231V230H255ZM2 231H1V233H3ZM23 232H24V230H23ZM23 232H22V234H23ZM143 232V231H142ZM156 232V231H155ZM162 233H163V231H161ZM197 232V233H198ZM17 233V232H16ZM34 233V232H33ZM123 233H125V232H123ZM167 233V232H166ZM9 234V233H8ZM7 234V235H8ZM27 234H28V232H27ZM27 234H26V236H27ZM127 234V233H126ZM143 234V233H142ZM141 234V235H142ZM151 234V233H150ZM187 234H189V235H187ZM216 234V233H215ZM2 235H4V234H2ZM24 235V234H23ZM22 235V236H23ZM83 235V234H82ZM137 235V234H136ZM140 235V234H139ZM158 235H160V234H158ZM206 235V234H205ZM213 235V234H212ZM236 235V234H235ZM252 235V234H251ZM214 236H216V235H214ZM224 236V235H223ZM246 236V235H245ZM29 237V236H28ZM27 237V238H28ZM125 237H127V236H125ZM205 237H207V236H205ZM204 237V238H205ZM212 237V236H211ZM8 238H9V236H8ZM14 238H15V236H14ZM25 239H26V237H24ZM82 238V237H81ZM208 238V237H207ZM206 238V239H207ZM210 238V237H209ZM208 238V239H209ZM213 238H217V237H213ZM237 238H239V237H237ZM245 238V237H244ZM248 238H250V237H248ZM16 239H17V237H16ZM23 239V238H22ZM30 239V238H29ZM168 239H170V238H168ZM190 239H188V241L190 240ZM240 239V238H239ZM241 239H243V237L241 238ZM4 240V239H3ZM8 240V239H7ZM7 240H6V242H7ZM24 240V239H23ZM50 239H48V241L50 242L51 241ZM185 240V239H184ZM187 240V239H186ZM194 240V241H193ZM210 240H212V239H210ZM235 240V239H234ZM244 240H246V238L244 239ZM165 241H167V240H165ZM171 241V240H170ZM196 241V242H197ZM233 241V240H232ZM29 242V241H28ZM45 242H47V241H45ZM176 242V243H175ZM211 242V241H210ZM213 242V241H212ZM229 242V241H228ZM234 242V244H236V245H240L239 244V242L237 241V240H235V241H233ZM236 242H238V244L236 243ZM8 243H9V240H8ZM32 243V242H31ZM48 243V242H47ZM47 243H46V246H47ZM167 243V242H166ZM184 243H185V241H184ZM184 243H182L183 245H184ZM209 243V242H208ZM240 243H242V241H240ZM247 243V242H246ZM11 244V243H10ZM14 244V243H13ZM36 244V243H35ZM104 244H107L105 247H104ZM165 244V243H164ZM163 244V245H164ZM177 244V245H176ZM198 244V243H197ZM200 244V247L199 248H201V251H202V246H201V243H199ZM230 244V247H231V245H233V243L231 244V243H229ZM244 243H242V245H243ZM3 245V244H2ZM12 245V244H11ZM10 245V246H11ZM81 245V246H80ZM160 245V244H159ZM167 245H168V243H167ZM166 245V246H167ZM194 245V246H193ZM226 246H227V244H225ZM7 246V245H6ZM5 246V247H6ZM170 246L171 247H173L171 244H170ZM181 246V245H180ZM229 246V245H228ZM12 247H13V245H12ZM168 247H169V245H168ZM206 247V246H205ZM235 247H237V246H235ZM3 248V247H2ZM46 248V247H45ZM49 248V249H50ZM139 248H142V247H139ZM143 248H144V246H143ZM159 248V247H158ZM173 248H175V247H173ZM1 249V248H0ZM11 249V248H10ZM24 249V248H23ZM25 249H27V248H25ZM48 249V248H47ZM168 249L169 248H159V250H157V251H155L154 253L152 252V251H150L147 255H146V257L144 258V257H142V259L144 258L145 260L143 261L144 262V264H157V263H159V264H165V261H164V259L166 260V258H168L169 259V261H168V263L169 264H173L176 260H178V259H181L182 258V256L184 255L183 253V255L182 254H180V255H177L176 257L174 256V258L172 257V253H173V250L174 249H172V251H171V253H169V251H168ZM179 249V248H178ZM183 249V248H182ZM2 250H3V252H4V250L6 251V248H4V249H1L0 251H1V253H3L2 252ZM11 250H13V249H11ZM31 250H33V249H30V251ZM39 250V249H38ZM21 251H22V249H21ZM28 251V250H27ZM35 251V250H34ZM48 251V252H47ZM143 251H145V250H143ZM142 251V252H143ZM182 251H180V252H182ZM198 251V252H197ZM200 251V252H201ZM7 252V251H6ZM16 252H18L17 250H16ZM16 252H14L15 254L14 255H11V256H7L8 255V252H7V254H6V256L5 255H2V254H0V264H25V262H24V260H26V259H24V260H22L23 259V256H22V259H20L21 258V255L20 254H22V253H20L19 255H20V258H16V257H19V256H15L17 253ZM32 252V251H31ZM50 252V253H49ZM140 252V251H139ZM204 252V251H203ZM13 253V252H12ZM11 253V251H10V254H12ZM19 253V252H18ZM23 253H24V257H25V252L23 251ZM35 253V252H34ZM41 253V252H40ZM174 253H175V251H174ZM198 253V254H197ZM29 253H27L26 255H28ZM118 254V253H117ZM116 254V255H117ZM177 254V253H176ZM201 254V253H200ZM18 255V254H17ZM29 255H31V254H29ZM34 255V254H33ZM134 255H135V252H134ZM142 255V254H141ZM196 255H193V256H196ZM12 256H14V257H12ZM35 256V255H34ZM37 256V255H36ZM38 256H39V253H38ZM47 256H49V255H47ZM46 256V257H47ZM138 256H140V255H138ZM143 256V255H142ZM186 256H188V255H185V257ZM30 257H33V256H30ZM40 257V256H39ZM39 257H37V258H39ZM105 257H107V260L105 259ZM188 257H190V256H188ZM26 258H28L29 259V256L28 257H26ZM42 258V257H41ZM50 258L52 259V257L50 256ZM49 258V259H50ZM116 258H117V256H116ZM135 258V257H134ZM140 258V257H139ZM138 258V259H139ZM35 259V258H34ZM50 259V260H51ZM142 259H141V261H142ZM186 259V258H185ZM191 259V258H190ZM32 260V259H31ZM37 260V259H36ZM35 260V261H36ZM46 260V259H45ZM48 260V259H47ZM46 260V261H47ZM49 260V261H50ZM53 260V259H52ZM51 260V261H52ZM113 260H115L114 262H113ZM134 260V259H133ZM189 260V259H188ZM46 261H44V262H46ZM135 261V260H134ZM134 261H133V263H134ZM182 261V260H181ZM181 261H177V262H175L174 264H184V263H186L185 261H183V262H181ZM30 262V261H29ZM32 262V261H31ZM37 262V261H36ZM40 262V261H39ZM54 261H52V263H53ZM138 261H136V263H137ZM140 262V261H139ZM33 263V262H32ZM51 263V264H52ZM26 264H27V262H26ZM31 264V263H30ZM46 264H48V263H46ZM50 264V263H49ZM131 264H132V262H131ZM142 264V263H141ZM251 264H256V262H252Z\"/></svg>",
    "mask_w": 264,
    "mask_h": 264
}]
</instances>
